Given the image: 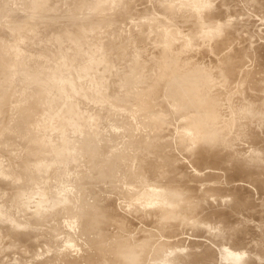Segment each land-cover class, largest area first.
<instances>
[{
    "label": "rangeland",
    "instance_id": "obj_1",
    "mask_svg": "<svg viewBox=\"0 0 264 264\" xmlns=\"http://www.w3.org/2000/svg\"><path fill=\"white\" fill-rule=\"evenodd\" d=\"M167 1H170V0H0V154H1V161H2L3 167H8V166H11L12 163L13 164L15 163L16 164L15 167H19L18 170L21 172L20 173L21 177H19V179L17 181V185L13 188L10 187L8 184L10 181L9 179H7V178L5 179V178L0 176V213H2V215H0V264H59V263L63 264L64 262L70 261V260L72 262V260L76 256L78 258L80 257L78 259V261H79L80 259H82L81 255H83L85 253L86 254L83 256L84 259H86V258L89 259V257L91 258L92 256L96 257V255H95L96 249L92 246L93 242L92 241L89 242V240H91L90 238H93V236H95V232L89 231V232L84 233L83 232L84 229L82 228V223H81L82 221H79L80 219L77 220V218H76L75 223H73L74 222L73 219H75V217L74 218L70 217L71 219L69 217H67L73 222H71L69 219L65 220V219H67L65 217V213H67V211L69 209H74L75 206H77V207H79L78 210L80 212V215H86V212L88 210L90 211V210L95 209V205L99 201L100 202L102 201V203H105L103 201H106L107 199L103 197L104 195H105V197L107 196V198L109 196L112 197V201L114 204L116 203V205L113 206L114 207V209H113L112 208L113 204L110 205L112 203L111 200H107V201H109V202H107V203H109L108 206L110 205L108 207L110 209H108V210H111V211L113 210L117 213L119 211L120 215H121V221L122 220L124 221V222L122 221L123 223H125V220L127 219L126 217H128V221L130 220V217L137 220V221H135L134 219L131 218V220H130L131 223H128V221L126 220V224L128 226L124 225V227H126L127 230H123V231L125 233L127 231V233H126L127 235L125 233L123 235V233H122L123 231L118 232V231H121V229L118 228V227H120V224H116V225H115V223H111L113 225L109 224L110 228H109V225L107 228H109L110 231L115 225L116 228H113V230L118 229V230H116V232H118L120 235L122 233L123 236L128 237V233H129V235H130L129 237H132V238L133 237H135V238L140 237V238H142V240H143V237L144 238L148 237V236H146L147 234L149 235L148 231H151V232L153 231L155 234L156 233L158 234V231H157L158 227L156 228V226H159L158 222H161V221L165 222V220L164 219L160 220V217L159 216H158L159 218L157 217V214L155 213V211H154V213H151L152 210H154V209H152L150 212L146 213V215H149V213H150V215L153 214V217H151L149 215L148 216V217H150L149 219H151V218L152 219L148 220V221L146 220V223H145L144 219H147L148 217L144 216L143 212H141V214H137V213H140V210H138L139 212L136 211L137 212L136 213L137 215H136L135 209H132V210H134V211H132V210L128 209V208H130V207H128V205L124 206V203L127 204V202L125 201L123 203L122 201L126 198H124V197L122 198V193H120L119 190H117V188L116 189L114 188L115 191H117V195H116V193L113 191L114 189L110 186L111 184H114V182H118L117 180H119L120 175H118V174L112 175V173H111V175H112L111 177H113L114 179H109L110 178L109 176H108V178L104 177L107 174L105 171L108 172V168L111 165L118 163V162H122L125 158L131 157V155L138 154L143 159H145L146 161H151V160L155 161L154 158L159 156V157H157V160L159 162L161 160L160 157H162V155H163V157H166V155L170 152V154H171L170 157L172 156V154L174 155V156H172L173 159L175 157H177V160H176V158L174 160L171 159L174 164L177 162L180 164V161H181V164L183 162L185 163V161H187V159H188L187 162L190 163L192 168L196 167L197 169L200 170L201 169L200 165L202 167L204 166L202 164H198L199 168L197 167L198 165L196 163H198V162H196V158L198 160V157H199L198 155H195L196 156V157H194L195 159L193 158L194 153H197V151H198L197 147H195V149L197 148L196 150L194 149L195 152L194 151H192L193 153L191 152L193 156L191 155V153L188 154V152L191 150H187V149H186V151H188V152H184V154L186 153V155L182 154V152L184 151L183 149H185L186 147L180 144V142H179L180 138H178V137H181V135H182L181 132L184 130L182 127H180V124L182 126L184 122L179 123L180 121H184V118L181 117L182 114H180V116H178L179 113L177 111H176V114L177 113L178 114L176 117L177 118L179 117V119H177L175 117V109L173 108L174 109L173 110L171 108L172 104H170V102H167V104L166 103L164 104V105H168V104L171 105V106L169 105L166 107V108H168L167 112L170 110L169 111L170 113L169 112L167 113V117L170 118V116L172 114V117H175V118H173V119L170 118L171 120L167 119V124H169V126L172 129V125L174 124V122L176 123L178 120H179V122H177L175 124V127L178 125L177 128H174V125H173V128L175 129L176 133L173 131L174 129L170 130V128H169V130L171 132L166 130L167 132L163 131V132H165V133H163L161 131L163 133L162 134L160 132V130L157 132H154V131H152V129H149V127H147L146 125L144 126L143 121L146 120L145 117L142 116V114H141V116L139 115L140 113H139L138 109L135 108L136 107L135 104H133V105L128 104L130 106L127 107V105H126L127 102L125 101L126 99H128L129 96L134 94L133 92L135 91V88L138 90L140 89V86L134 88V86L136 84H138L137 82L140 79V76L136 73L137 72V68H136L137 64L141 63L142 61L146 60L149 57H150V59H152L151 55L154 58V56H157V53H158V55L160 53V50H161L160 46H158L159 47L158 48L159 52H158V50L155 49V48H157V45L151 43V41H152L151 38L154 37V35L157 36V34H159L160 30L163 28V27H161V25H162L164 19H166L167 16H169V18L175 17L174 20H172L173 18L167 19V23L168 22L170 23V21L171 22L175 21L173 23V25H171L173 27V26H175L177 21H179V20L183 21L182 17L176 18L177 16H179V15L182 16L185 13H186V15L190 14L189 11H191V9H189L188 12L186 10H185L186 12L184 10H182L181 13L179 11H176V14H171V12H168V15H167L166 14ZM178 1L179 0H176V1L174 0L173 3L174 4L177 3V5H179L178 7H180L184 3V1H186V0H184L183 3L182 2L178 3ZM206 1L209 4V6H207V8H206V5H208L206 3L205 7L203 9L201 8V14H200L201 16L199 17V19H202L204 17L203 19L206 20L208 18H205V17H209L213 14L216 17V15H220L219 13L222 12L220 10H223L226 7L228 8L227 4H229V5L234 4L232 1L229 2V0H228L227 3L225 2L226 5H222L225 3H222V4L219 3V5L221 4L223 7L226 6L224 8H220V7H222L221 5L219 7H217L218 5L215 4V3H218V0H216L217 2L215 0L213 2H209L212 0H206ZM233 1H235V4L238 3L237 0H233ZM245 2L247 3L248 1L247 0L246 1L245 0H239L240 8L238 7V10L243 9L245 6H247ZM250 2H252V3H250ZM250 2H249L250 5L252 4V7H255L254 10H252V14L250 12L251 10H247V9H252L251 6L246 7V10L244 8L245 11H247V12L249 11L248 13H250V15L249 14L245 15L246 12H244L243 10H239L240 13L236 12L238 10L234 9V8L238 5L234 4V6H229L230 8L233 7V8H231L232 11L236 10V11H234V13H231L230 8H228V9H229L231 15L225 14L224 11H223V13H221V14H225V15H221V17L222 16L226 17V19L225 18L222 19L219 16L217 17L218 19L214 17L213 20L217 19L215 21L218 22L219 19H222L219 22L222 23V21H223L224 24L226 22L227 24L229 23V25H231L230 24L231 20L236 19L237 21L239 20V22H241L239 24L235 20V21H233V23L231 22L232 23L231 26L228 25L229 27H225V25H224V27L227 28L226 29L227 31L224 28V30H223L224 34H222L223 38L220 36H216V38L220 37V39H225L226 36H224V35H228L227 38H229L230 35H232V34L235 35V32L237 35V33L239 31L237 29L238 28L240 29L241 25H242L241 26V28H242L243 24H245L244 28L250 24H253V26L255 24H256L255 26H257V24H258L257 28L260 27L259 32L256 31L257 33L255 32L253 34V32H251L250 28L253 31H255V29H254L255 26H254V28H252V25H250V26H248V28L250 27L249 31L247 30V28H245V30L247 31V33L249 35L244 34V37L245 38L247 37V39H248V36H253L254 40H252L253 38L250 39L251 37H249V40H248L249 43L250 42L252 43V41H254V43H252V44H255L257 42V40H258V42L262 41V40L259 41V39H257V38L262 37V35L264 34V33H262L264 30V11H263L264 9L262 10V8H261L262 12L260 14L258 13L259 14L258 15L257 12H258L260 7L257 8L256 7L257 5L254 6L255 2H254V5H253V1H250ZM211 3H214V6H212L213 4H211ZM231 3H233V4H231ZM263 3H264V0H261V1H259L258 5L260 6ZM241 5L242 6L244 5V7L241 8ZM211 7L212 8L217 7L219 9V10H217L216 8L215 9L213 8L214 11L215 10L217 11V14H215L214 11L210 9ZM262 7L264 8V4ZM186 8H189V6H187ZM208 9H210L208 12H210V11H211V13L213 12L212 14H209V16H207L208 13L206 12V10H208ZM228 9H226L227 12H228ZM256 9H258V10H256ZM255 10L257 12H255ZM241 11H243L245 16L249 15V17H250L251 15L253 16L255 14H257L258 16L257 15H256L257 17L253 16V17H255L254 19L251 16L250 20L246 19L249 22L244 21V23H243L242 22L243 17L245 19V16H242L243 14H241L242 13ZM203 12H206L207 14L206 15L203 14L204 15L203 16L202 15ZM254 12H255V14H254ZM177 13H180V14H177ZM238 14H239V16H237V18H236V15H238ZM228 15H230V17H228ZM259 16H261V17H259ZM185 17H186V19H184L185 22L183 21V24L185 23V25L188 26L187 28L191 29L190 31L194 32L195 30H197V28L199 29L198 30L199 33H198V31H197V33L196 32L193 33V35H196V37L194 36L193 38H191V39H194L193 44H195L197 42L195 38L199 39L200 35L198 36V34H201V36L202 35L208 36L207 34L203 33V30L201 29L202 27H200V28L198 27L200 25H197V27H196V24L193 23L194 22L193 18H192V22H191L193 24H191V25L192 26L194 25L195 27L193 26V29H192V26L190 27V24L189 25L187 24V22H188L187 16L183 15V18H185ZM240 17H242V19ZM240 19H241V21H240ZM180 21L177 24V25H180V27H178L177 25H176L177 27L175 26L176 27L175 29H178L177 30L178 32L184 31L183 27L185 26L182 23L180 24ZM200 21H202V20H200ZM206 21H205V23H206ZM234 22H237V23H234ZM188 23H190V22H188ZM203 23L204 22L202 21V24ZM205 23L203 25H205ZM170 24H172V23H170ZM234 24H236L237 27H235ZM186 26H185V29H186ZM232 26H234V28H236V30L233 29ZM204 27H206V25ZM180 28H182L183 30H181ZM228 28L235 30V32H233L231 29L228 30ZM187 30L184 31V35L182 32L179 33V35H178V32H177L176 40L178 41L182 37L184 39L185 33L189 31V30L188 31ZM200 31H201V33H200ZM228 31H229L230 35L228 34ZM231 31L233 32L232 34H231ZM223 32H221V33H223ZM225 32H227V33H225ZM242 32H244V30L243 31L241 30V32L239 31L240 34L238 33V35H241ZM189 33L190 32H188L187 34H189ZM244 33H246V32H244ZM65 34H70V35L85 34L84 37H85L86 43L82 45V48L84 49L82 54H80L78 56H74V57L73 56L72 57L66 56V55H70V54H66V53L71 52L72 48H70L69 41L66 40L67 38H66ZM180 34L183 36L179 37ZM260 34H262V35H260ZM234 35H232V37L229 38L231 43L228 44L229 43L228 42L226 44L227 48H228V45H231L230 49H232V48L236 49V47L240 49L243 46L244 47L247 46V49L250 50L251 53L249 51L248 52L250 54H252V52H254L255 49L258 50L259 48H262L264 46V41H262L260 44H258V42H257L258 45H256V44L253 45V48H251L252 45H250V47H248L249 43H246L247 40H244L245 38L243 39L242 37H241V39L240 38H238V39L240 41H243V42L245 41V43H244V45L243 44L238 45V42H240V41L239 40L236 41L235 39L239 36L237 35V37H236ZM209 36L206 37L208 39L202 38L203 40H201V38H200L199 39V40H201L200 43L203 44V42H204L205 43L204 45H206V42L207 41L209 42V40H210ZM233 36L236 38L234 39ZM60 38H62V40H60ZM216 38L213 37V39L210 40V42L212 41V43H213V40L217 41ZM262 38H264V37H262ZM183 39H181L182 41L179 40V41H181L180 45L182 44V42L184 43L186 40H189L190 38H188V36L186 35V38L184 41H183ZM177 41L174 40V43L175 42L178 43ZM194 41H196V42H194ZM215 41H214V43H215ZM233 42H235V43L237 42L236 44L239 47L232 45ZM243 42H240V43H243ZM214 43H213V45L211 43H208V46H206L207 48L203 47L204 45H202V44H200V45L195 44V45H197V49H198V47H202V50L205 48L208 49L209 45H212L213 47L212 46L211 47L213 49L218 48V47H216L217 45H215ZM191 44H192V42H191ZM193 44H192V46L194 47L193 49L187 48V50L184 51L185 55H183V56L185 58H187L189 56L188 58L193 60L190 57V55L193 54L196 50L195 49L196 46H194ZM245 44H248V45H245ZM261 44H262V47H261ZM180 45H177V46L179 47ZM214 45L216 48L214 47ZM153 46H154V48H152ZM177 46L175 48H177ZM192 46L190 45L191 48H192ZM257 46L259 48H256ZM222 47H221V50H219V49H216L215 51L212 50L213 53L217 54L218 53V52L216 53L217 50L222 52L224 50ZM227 48H225V50H227ZM131 49L133 50L132 53H131ZM151 49H154L156 51V54H155V51L151 50ZM188 50H189V52H188ZM200 50L201 49H199V51L196 50V53L197 52L201 53L202 50L201 51ZM225 50H224V52H226ZM228 50H229V48H228ZM228 50H227V53H225L226 55L225 56L221 55V57L226 58V57L232 55L233 53H236L237 49L235 51H233V50L229 51L231 54H229ZM205 51H206L207 56H209V58L207 56L203 58V56L205 55L204 52L201 53V55H199L201 58L198 56V53L196 56H195V54H196L195 53L194 56H192V57H196L195 59H197V61L207 59L206 60L207 62L204 61L205 64L202 61L203 65H206V64L210 65L212 62H213L212 65L213 64L215 65L216 62H214L213 60L218 61L217 59L220 58L219 57L220 54H217L216 56H218V57H216V59H215L214 58L215 56L211 52V49L209 52L207 50H205ZM207 52L210 54L212 53V55H210V54L208 55ZM224 52H222V53H224ZM248 52H247V55H248ZM260 52L255 51V53L252 54L253 55V57H251L252 59H249L250 58L249 55L248 56L246 55L245 61L250 60L247 62L248 63L247 66L249 65V63L252 62L250 64V67L254 65L253 67L249 68V66L247 67L246 64H245L246 67L245 66L243 67V65H239V67H241V66L242 67L237 69L236 71H238L239 73L241 71V73H243V77H247L246 75H244L246 73V70H252V68H254L253 70H256L257 69L256 67L259 68L261 63L264 61V60H262V62L260 61L261 57L264 58V56H261V55H263L264 51L262 54ZM186 53L190 54V55H186ZM256 53H260L259 55L261 57L256 55L258 60L261 63H259L258 60H256V61L260 65L255 64L256 62L253 59V58L256 59V56L254 55ZM202 54H204V55L202 56ZM210 56L213 58L212 61H211L212 58ZM197 57H199V59ZM247 57H249V58L247 59ZM208 59L210 60V62H208L209 61ZM146 61H148V59ZM242 61H244V59ZM219 62H217V63H219ZM262 64H264V62ZM91 65H94L93 73L90 76H87L85 74V70L88 69V67H90ZM256 65H258V66H256ZM243 68H246V69H243ZM38 69H39V71H38ZM260 69L262 71H260ZM263 70H264V65H262V67L259 68L258 76H256V72H254L255 78H257V77L261 78L262 73H264ZM238 72H235V76H238V80H239V77H241L242 75H241V73L238 75ZM252 77H254V76L252 75ZM234 78L236 79V77L233 76V78L231 80V82L232 81L235 82V83L233 82L234 84L229 82L230 84H233L232 85L233 87H231L230 84H229L230 86H227L228 84L224 86L225 88L228 87L229 88L228 92L232 93V94L234 93L233 94L234 96H236L237 93L239 95V92L241 91L239 98L233 96V99L236 98L237 100L239 99V101H240V100H242L241 98H243L241 96H244L246 94L243 98V101L245 100L246 102H248L246 99L249 98V100H251V96H252V98H254V99H252V101H254V103L258 104L257 99L261 100L259 97H260L261 93H263L264 91L262 89L256 90L255 86L254 87L252 86L253 89H252V87L251 88L248 87V85L249 86L254 85V84H252L253 82L251 83L252 80L249 76L246 78V80L244 82L246 84L243 83V80L241 83L242 78H240L239 82H237ZM248 78H250V79H248ZM262 78H263V82H264V76H262ZM261 82H262V79H261ZM263 82H262V84H263ZM238 83L239 84L241 83L236 88V89L239 88V90H238L239 92L235 89H232V91L235 90V92L234 91L232 92L230 90V87L234 88V87H236V84H238ZM242 84H243V86H242ZM244 86L248 87L247 88L248 92H251L250 89H252L254 91H252L250 94L246 91L247 89L244 90V88H245ZM87 87H89V89L91 88V92H89V94H86V92L88 91ZM219 87L221 88L222 86L219 85ZM240 87H242V88L240 89ZM222 90L224 91V88ZM223 91H221V93H219V94H224V95H222L223 97L221 96V98L225 100L224 97H225V94L227 93V91H225L226 93ZM244 91H245V94H244ZM252 93L254 95L257 94L255 97L258 96V98L253 97L254 95ZM258 93H260V95ZM163 94H164V92L162 91L160 96ZM58 97H60L61 99H59ZM219 97H220V95H219ZM262 97H263V95H262ZM55 98L59 99V100H54ZM163 98H164V96L158 97L156 103L159 104V102H162V100L160 101V99H163ZM236 99H235V101H236ZM256 100H257V102H255ZM252 101H250V102H252ZM259 103H260V101H259ZM158 104H156V105H158ZM162 104H163V102H162ZM72 107L74 108V110H71ZM135 110L137 111V113ZM172 110L174 112H172ZM142 118H144V120ZM180 118H183V119L180 120ZM174 119L175 120L177 119V121H175ZM253 120H254V122L251 121V123L257 122L258 124L256 123V125L253 126V124L251 125V123H250L249 126L252 127L251 131L253 133L254 130L257 131V129H255V128L260 129L261 127H263V128H261L262 132L258 131V132H260V136H261L264 133V130H263L264 129V123L261 122V124H263V125L258 127L260 122H258V120H256L255 118ZM170 122H171V125H170ZM164 126H166V127H164ZM164 126H163L164 128H162L164 130L169 127V126L167 127V125H164ZM180 128H181V131H179ZM148 130H149V132L151 131L150 134L148 132L147 133L145 132ZM168 132L171 135L172 134L173 135L175 134V135L169 136L170 134ZM258 132L257 133L255 132V134L250 133L251 135L249 134L252 137L254 135V137L252 139H251V137L250 138L248 137L249 135L244 136V138L240 137L243 140L239 139L238 137H235V134L233 135V133H232L231 134V135H233L232 137L226 136L225 141H227V142H225V143L222 142V144L220 142V144L221 145L226 144L225 145V147H226L227 145H230V144L235 145V143L232 142L233 140H235V141L237 140L236 142H238V140H239V142L236 143V145H237L240 143V140H241L243 143L241 142L242 145L240 143V146L237 145L239 148L236 146H234L236 148L231 146V147H233V149L232 148L230 149V146H227V148H225L226 150H223L224 145L221 146L222 148H220V145H218L221 151L214 152L216 150H219V148H217L218 146L216 145L217 149L213 150V152H211L212 150L207 152L209 154H205V155H207V159H208L209 156H211V154H213V153L214 154L217 153L218 155H220L224 151L222 156H225L224 154L226 153V151L236 153V152H234V149L235 150L237 148L241 149L242 148L241 146H245V148H247L248 145L252 146V142H254L253 147L257 146L255 149L253 147H252L253 149H251L250 146H249V149L247 148L248 151L250 149L252 151L256 150L255 155H256L257 159L255 158L254 160H253L254 156H253V158H251L252 157L251 154L254 155V151L251 152V150H250L249 152L251 154L248 155V151H246L245 149H244V151L240 152V153H242V155L244 154L243 157L238 152L237 153L240 154L239 157H237V155H236L237 153L233 154L235 156H233L230 153L231 156H233V158L232 157L227 158L226 157L227 155L225 156L226 158L222 157V159H220L221 163L219 165L217 164L218 166H222V168L218 167L217 165H215V166H217V168H214L215 166L211 165L206 160V162H208V163H206V164L204 163V164L205 165L209 164L210 167L214 166L213 168L215 169V172H214V170H210L212 168H210V167H209L210 169L208 168L209 165L206 166L208 169L205 167H203V169H205L207 171L210 170V173H213L215 175L210 174L209 171L208 172L205 171V172H207V175H206V173L203 171V169L200 171L198 170L199 173L197 171L194 172L195 169L192 170L191 166H186L187 162L185 163V165L182 164L183 169L178 163L176 164L177 166L175 165L177 169H179V168L181 169V170H177L178 172L175 171V167H174V165H172L173 163H170L171 161L169 162L170 164L168 163L167 166H170V167L173 166L172 168H174V169L167 167L166 165L162 166L164 164H162L161 161L159 162L160 165L162 164L161 165L162 167L161 166H159V167L160 168L164 167L162 169V171L164 170L163 174H164V172H166L167 168H169V170H171V171L167 170L169 173L166 172V174H164L165 176H168L167 181L173 180L174 179L173 177L177 176L178 174H184V175L186 174L187 175L190 172L196 173L197 176H198V174H200L201 179H202L201 181H199L200 183L197 184L198 180L200 179V176L198 177V179L196 178L197 179L196 180L193 177H197V176L193 173H190V174L193 175L192 178L194 180L191 178L192 175L190 177H188L190 174L187 176H184V175H178L177 176L179 178H181L182 176H184V178H186V177L189 178V179L186 178L189 183L192 180H193L192 182L197 181V182H194V184H192V182H191V184H189V186H192L191 187L192 189L189 186H187V187L189 189H191V191L196 190L198 187L197 190H200V191H197L198 193L194 191L193 194H191V192L188 191V188L185 189L186 186L183 187L185 190L184 189H183L184 191L182 190L183 192L180 194V195H182V197L180 196L181 198H184V200H185L186 197H184V195L189 193V192H190L189 194L192 197H194V196H197V197H194V198H196V200H193L194 201L193 202L191 199L192 197L190 198L189 197L190 195L187 194V199L185 200L186 203L182 202L184 200L180 199L181 202L179 204L184 203V206L179 205V208L181 206V210L179 208H178V210H177V208H175V209L178 211V213L181 212L180 215L182 218L178 217V216H180V215H178V213L176 214V217H178V219L179 218L183 219V221H185V220L191 221L193 216H195L194 220H196L197 217L200 215V213H203L205 211L203 214H201L198 217V219L196 221H194V220L191 221V224H192V222H193L192 225H195L194 222L206 223L207 221L209 222V220L211 222V224H208V227L206 226L208 222L206 224H202V225H204V227L203 226L201 227L198 224H196L197 226H199V230H198V227L196 225H195L196 228H195V226L192 227V225H189L190 224L189 222H188L189 223L188 227L182 228L183 221L181 219L177 220L176 217H175V220L173 221L174 217L172 215H171V217H173V219L170 220L171 217L169 215L168 217H170L169 220L171 222L167 219V221L165 223H163V222H161V223L164 225V227L167 226L166 224H168V227L172 226L171 228L169 227L167 229L165 227L166 228L165 229L162 226V224L160 223L162 227H159V228L160 229L163 228V233H164V230L165 231L169 230L171 233H169V231L164 233V236H165V234L169 235V237L167 239L166 238L167 236H165V238L163 235L160 236V234H163V233L161 232L162 230L159 229V231H160L159 236L161 238L163 237L165 239V241H166V239L169 241V238H171V239L173 238L171 240L172 243L170 241L169 242L170 245L168 246V241H167L166 242L167 245H166L164 243V239L163 238H162L163 240L160 239V237L157 234H156L157 236H155L154 233H152V235H154L153 237L155 239V242H154V239H153L151 234L149 236L152 237L153 241L152 240H150V241H151L152 245H153V242L155 244L157 243V245L160 244L159 242H163L162 244L166 245L164 247L168 246L170 249H173L174 251H175V249L181 250V251H177L176 253L171 250L173 253L176 254L175 256H177V258H178V259L173 258L174 259V261H173V259L170 260V258L174 254L171 253L170 249L168 250V248H164V250L166 249L167 251H170V254H168V252H166V253L168 254L167 257H170L169 259L168 258L167 259L172 261L171 263L176 262V260H178L177 261L178 263L176 262L175 264H179L180 262H183L182 260L185 261L187 259L186 261L187 262L189 261V262L186 263V261H185V263L184 262L183 263L189 264L192 259L193 260L195 259V257H196L195 253H197L198 251L203 250V249L205 251H208L212 248L213 249L216 248L217 246L220 247L223 244L222 242L228 236H230L231 235L230 233H232V232H233L232 233L233 236L232 237L230 236L225 240L226 244L224 246L222 245L223 248L220 247L222 250H220V252H219V249L216 248L215 249L216 252L218 251L219 254H222L221 251H223L225 249L224 247L226 245H227V248L229 247V249L230 250L232 249L233 251H235L234 249L239 245H240V247L243 246V248H244L245 247L244 245H246V242L248 240L247 238H249V237H247L248 235L245 236L244 233L246 234L247 232H251V233H249V236L254 235V234H256V235H254L253 237L251 236V238H249L250 240H248L250 243L249 242L247 243L249 246L246 245V249H247V247L249 248V249H247V250H249L247 252V254L250 253L251 251H253V249L255 248L254 246H256L258 244L261 245L259 243V242H261L263 244L261 245V249H259L260 253L257 252L258 250H255L254 254L259 253L260 256L258 254H255V255L259 256V260H260V258H261V260H264V257H262V255L264 256V254H262V252L264 253V250H262V246H264V207H263L264 195L263 194L261 195L260 193L257 192L258 190L260 192V189H262V190L264 189V187L261 185V182H262L261 180L264 179V176H262V175H264V174H262V171L264 170V167H263L264 165L261 166L263 168L258 167L259 169L261 168L260 169V173L262 174L261 176L259 175L260 173L257 171L258 168H256L257 169L256 171L254 170V168H255L254 165L258 164L260 166L262 164V163H260L261 161H259V163H260L259 164L258 160L259 159L262 160V158L264 156V154H259L260 151H263V153H264V149H263L264 147H262L264 145H259L260 143H262L261 141H264L261 139H264V138H262V137L260 138V136L258 135V138L260 139L258 141L257 135H256V134H258ZM151 133L152 134L158 133L160 135L159 136L157 134L158 139L160 138L159 140L156 138L158 140V142L163 143L166 141L167 145H168L169 141H171L170 143H172V142L174 143L176 141V138H178L179 141L178 140L177 141L179 143L177 142L178 144L177 143L176 144L174 143V144L179 149H180V147L182 148V146H183V149H180V151L177 152L179 149L175 148V146L172 143V144H169V146L173 145L174 147L171 146L172 148H170V149L168 148L169 146L165 145L168 148L167 149L168 151H167L165 146H163L164 145V143H163V145L161 144L163 147H161V150L159 151V153L161 152L160 153L161 155H159V154L157 155V152H153L151 150V148L136 142L143 135H144V138L145 137L146 138H150V137L152 138L154 135H151ZM177 133H179V136H177ZM146 134H147V136H146ZM148 134L150 136H148ZM165 134L169 137L167 138V136H165ZM162 135H163V139H161ZM255 136H256L258 144H256L257 142H255L256 141ZM262 136L264 137V134ZM233 137H235V139H233ZM246 137L251 140V144H250L249 139L247 140ZM164 138H166L167 140H165ZM171 138H174V140ZM227 138H228V140H227ZM244 139H246L245 141H249L248 145H247V142L244 144ZM253 139H254V141H253ZM163 140H165V141H163ZM229 140L231 141L230 144H229ZM50 143H52L53 146H51ZM216 144H219V143H216ZM262 144H264V142ZM259 146H260V148H258ZM12 148H16L17 150L21 151L22 156L20 157V159H19V157H18V159L12 158V156H13L11 154ZM164 148H165V150H164ZM257 148H258V150H257ZM172 150H173V152H176L177 156H176V154L172 153ZM92 151H94V152H92ZM163 151L165 152V154ZM237 151H241V150H237ZM245 151L247 154L244 153ZM162 152H163V154H162ZM256 153H258V154H256ZM178 154H179V156L182 155L181 157H183V158L178 159ZM187 155H189V156H187ZM190 155L192 156L193 159H190V157H191ZM205 155H204V157H205ZM213 155H212V158H213ZM245 155H247L249 157V158L245 157L246 160L248 161V162L246 161V163L251 165L252 171L256 173V175H255L256 177L254 175H252L255 178H253L250 175L253 179L250 176H248V175L247 176L249 177V179L250 178L252 180L256 179V181H258V182H259V179L261 177H263L260 179L259 183L258 182L254 183L255 181H251V179L247 180L248 179L247 176H246V180L243 181L244 180V179L242 180L243 177L238 176V172H237V174L235 173V171H237L236 169H238L239 167L238 168L235 167V169H234V166H231L229 168L227 167L229 169L228 170L226 168V166L227 165L230 166V165L224 164L226 162L225 159H228L227 161H229L231 159L230 160L231 162L229 161V163H231V165H232L233 161H236V164L238 165L239 164V163H237L238 161L234 160V159H236V157H237V159L243 158L242 161L244 162V160H245L244 156ZM257 155H261L260 158ZM69 157H71L70 160H68ZM168 157H169V154H168ZM184 157L185 158L187 157V158L185 161H182V159L183 160L185 159ZM214 157L217 158V155H215ZM218 158H221V155ZM218 158L216 160H218ZM223 158H224L225 162L222 161ZM189 159H190V162H189ZM251 159L253 162H255V161H257V162L254 164H253V162L252 163L249 162V161H251ZM191 160L195 164L194 163L192 164ZM203 160L205 161V159H203ZM262 161H264V160H262ZM221 164H224V165H221ZM236 164H235V162L233 163V165H236ZM54 165H57V166L54 167ZM178 165H179V167H178ZM195 165H197V166H195ZM244 165H245V167L248 166L244 163L243 167H244ZM30 167L34 168L33 173H32V170L29 172ZM184 167L186 168L185 170H184ZM187 167L190 168L189 170H191V171H188ZM251 167L248 168L250 171H251ZM216 169L221 170L223 175L227 170H228V172L230 171L229 175L227 173V176H229V177H231L230 173H232V171H234L233 173H235L234 174L235 178H234L233 173H232L231 180H229L230 178L227 179V176H225L226 174L224 175L225 176L224 177L221 172H220V175H218V173L216 172ZM223 169H227V170L224 172ZM230 169H232V171ZM240 169H242V166ZM186 170H187V172L185 173L184 171H186ZM172 171H174V173L177 172L178 174L173 173V176H171L172 174H170V172H172ZM179 171H180V173H179ZM201 171H202L203 175H201ZM211 171H213V172H211ZM51 172H52V174L50 175ZM182 172H184V173H182ZM257 172H258V174H257ZM204 173H205L206 177L204 176ZM251 174H253V173H251ZM208 175H210V176H208ZM211 175L214 177L220 176L221 178L219 177V179H221V180H218L219 183L222 182V179L224 177L223 182L225 180L226 181H232V183L230 182V184H233L234 186L232 185V187H231V185L229 186V184H225L227 182L224 183L225 185L222 183L224 186L222 184L217 185L218 181H215L214 177L212 178ZM257 175H259V178L257 177ZM207 176H208V179H207ZM177 177H175V178H177ZM203 177H205V178H203ZM209 177H211V178H209ZM237 177H238V180H236ZM239 177H242V178H239ZM86 178H89L90 182L89 183L86 182L85 185L81 184L82 181H84ZM190 179H192V180L190 181ZM239 179H241V180H239ZM176 180H177V183H176ZM181 180H183L182 182H185V183L182 184V182L180 180H178V178L173 180V181H174V184L175 183L177 184L176 186H179V187L181 186V189H182L183 185H187V181H185L182 178H181ZM204 180H206V181L213 180L212 181L213 184L216 182V184H214V185H217L218 188L217 187L216 188H217V190L218 189L219 190L218 191L216 190V188L214 187V185L212 184L211 181H210L211 183L208 184L207 182H204ZM45 181H48V183H45ZM111 181L113 183H110ZM173 181H171V182H173ZM178 181L181 183H178ZM247 181H248L249 185L244 184ZM107 182L110 184L109 186H108ZM233 182H238L237 183V185L239 187L238 189H237L236 183H233ZM241 182H243V183H241ZM105 184L108 186V188L111 187L113 189L112 190L110 188V190L115 195H113L111 191L109 193V189L106 190L107 186ZM178 184H181V185H178ZM206 184L207 185H210V184L213 185L212 187L214 188V190H213V188L212 189L210 188L211 186H206ZM241 184L244 186H242ZM255 184H258V185H256V187H255ZM193 185H195L196 188L195 187L193 188ZM197 185H199L200 187ZM201 185H202V187H201ZM259 185H261V187ZM203 186H205V187H203ZM225 186H228V187H225ZM245 186H248L246 188H248L251 191V193L248 189L245 188ZM249 186H250V188H249ZM224 187H225V191L228 192V195L231 194L230 197L232 195H235V196H232L234 201H232V198H230V197H229V199H227L228 196L220 197V198L224 199V200L226 199L225 201L227 203L229 202V200L232 201V202H229L230 204L228 207H230L231 203L233 204V206H234V204L237 205L238 207L235 206L237 209L235 207H233L232 205H231V207L235 208L236 210L239 209L241 211V212L237 211V213H240L241 217L243 216L242 219H245V218H247L246 216L250 215V216H248V219H250V220L246 219L247 221L246 220L242 221L240 216H239L240 214H237L238 217L240 218V220L243 222L242 223L238 219V217L236 216V213H235L236 210L234 211V209L232 208L233 210L230 209V211H229V208H227V206H224L225 205L224 201L222 202V204H220L221 200L216 195H219V196L220 195H223V196L227 195L226 193H224L225 192ZM230 187L232 189L236 187L235 191H233L234 189L232 191H230L231 190ZM240 187H243L242 190ZM257 187H260V188L257 189ZM125 188H128V187H126V185L124 184V189ZM204 188H205V192H204ZM220 188H221V190H220ZM227 188H230V189H227ZM251 188H252V190H251ZM210 189L212 191H214L215 193L212 192ZM239 189L241 191H239ZM253 189H255V190L253 191ZM101 190H103V192H106L107 195H106V193H104V195H103V193L101 194V192H102ZM206 190H210V191H208L210 193H207ZM222 190H223L224 194L221 193ZM243 190L245 191V193L247 192L246 193L247 196L252 194V192H254L255 195L252 194L251 196H253V198L250 196L251 200H250V198L247 200V198H248L247 196H245V197L242 196L245 194V193H243L244 192ZM42 191H45V193H46L45 197H43L41 195ZM248 191H249V194H248ZM118 192H119V194H118ZM201 192H202V194H203V192L207 193L209 196L206 194H204V196L202 194L196 195V194H200ZM216 192H218V193H216ZM233 192H237V194L233 193ZM238 192L239 193L242 192L241 193L242 195L240 194L241 199L247 200L246 202L241 200L242 203L244 202L243 204L239 203L240 197L237 196V195H239ZM262 192L264 193V191H261V193ZM194 193H195V195H194ZM23 195H27L29 197V199L25 203H22V198L19 201V197L20 196L22 197ZM101 195H103L102 199L104 198L105 200L104 199L100 200ZM119 195H120V198L122 201L120 199L118 200ZM115 196L117 197V199ZM206 196H208L207 198H209L208 199L209 203H207V201H205V200H207ZM210 196H211V198H213V200H212L213 202H211V204L212 203L213 204L210 206L211 207L210 211L213 213L215 212L214 214L219 213V214H217V216H219L221 218V221H219L220 220L219 217H217V216L215 217V215L213 217L212 216L213 213H211L209 211V209H210L209 205H210V200H211ZM113 197H115L114 198L115 201L113 200ZM200 197H203V198H200ZM216 197L220 200V201L218 200L219 203H218V201H217V203H215L216 200L214 201V199ZM197 198H200V199L197 200ZM201 199H203V201ZM255 199H257V200H255ZM42 200H44L46 203L53 201L56 203V206L47 207L44 205L45 203ZM37 201H39V202L42 201L41 205L43 206V209H42V207H41V209L37 208ZM191 201L193 202L194 206L198 205L197 204L198 202L199 203H201V202L205 203L206 202L205 203L206 205L203 204V206H204L203 207L201 205L202 204L201 203L200 205H198L199 208H197V207L192 208V207H189V205L192 206V203H190ZM195 201L197 203H195ZM251 201H254V202L256 201L258 206L263 204L262 206H260L263 208L258 207L256 205V203L254 204V202H251ZM187 202H189L190 204L187 205ZM236 202L238 204H236ZM250 202L253 204H251ZM259 202L262 204H258ZM247 203L249 204V206H247ZM73 204H75V206ZM119 204H120V206L122 205L124 207V209L121 208L120 206L117 207ZM185 204L188 207H186ZM244 204L247 207H249V209L247 207H244L245 206ZM207 205H208V208H207L208 210L205 207ZM217 205H221V207L222 208L224 207V208L222 209L221 207L220 208L218 207L219 209L217 208L218 210L216 212V210L213 207H215ZM253 205H256L255 208ZM250 206H252V207H250ZM183 207L187 208L189 212L187 211V209H184ZM202 207L206 210L202 209ZM225 207H226V209H228V211L225 210ZM243 207L246 208V210L241 209ZM256 207L258 208V210ZM120 208H121V210H124V211H121ZM189 208H191V209H189ZM259 208L261 210H259ZM193 209L194 210L197 209L200 213L197 210L194 213ZM251 209H254V210L256 209L258 211V212L256 210L251 211V212H254V217H251V215H253L250 213ZM76 210L77 209H75L74 211H76ZM125 210H128V211H126L127 213H129V212L130 213L133 212V213L125 215V213H126ZM182 210H184V212ZM220 210H224V211L222 212ZM242 210H244V212L246 211L247 213H250V214H248V215L245 214L246 216H244L243 215L244 213L242 212ZM190 211H192L194 213V214H191V216L189 213H192V212H190ZM122 212H123V214H122ZM220 212H222V213L220 214ZM142 213H143V215H142ZM196 213H197V216H196ZM205 213H207V214H205ZM226 213H228V215L232 217L231 220L229 219V222L233 223V222H236L238 220H239V222H241V224H236L237 226L234 225V226H236V229L234 228V226H232L235 223L230 224L228 222L229 225H231L235 230L233 228H231V226H229V225H228L229 227L227 228V225L225 223L228 221V217H223V216L227 215ZM133 214H135V215H133ZM183 214L186 215V217H188V219L187 218L185 219V217L183 218V216H184ZM208 214H209V216H206ZM123 215H124V217H123ZM154 215H155V217H154ZM221 215H223V216H221ZM233 215H235V218ZM139 216H142L140 218L142 219L143 222L141 221ZM143 216H144V218H143ZM205 216H206V219H208V220H206V222L204 220ZM64 217H65V219H64ZM122 217L124 219H122ZM137 217L139 219H137ZM156 217L160 221L157 219V222H156V219H154V221L156 223H158L155 225V227H154L155 231H154V229L152 228L153 229L152 230L151 227H153L152 224H154V222L152 220H153V218H156ZM189 217L190 218L192 217V218L189 219ZM200 217H201V220L199 219ZM208 217H211V219H209ZM236 217L238 220H235ZM212 218H215V219L217 218L216 220L218 222L214 221L215 219L212 220ZM222 219L227 220V221H225V223H224L222 221ZM176 220L182 222V224H179V222L177 223ZM134 221L135 222L139 221V222L136 224ZM149 221H151V223ZM168 221H169V223H168ZM76 222H78L77 225H76ZM213 222H215L216 225H217V223L219 224V222H221L220 225L222 224V222L224 224H222L223 226H221L219 229V228H217L216 225H213L214 224ZM239 222H236V223H239ZM244 222H245L246 226L242 225V224H244ZM132 223L135 224L136 230H134L135 226L132 225ZM139 223H141V224H139ZM142 223L146 224L145 231H143L144 229L142 230V228H145V227H143L145 225H142ZM174 223H175V225H174ZM176 223H177V225L179 224V226H181V227L176 226ZM66 225H67V227H66ZM137 225H139V226L137 227ZM147 225L148 226L151 225L149 229H148ZM185 225H187V224L184 223V226ZM212 225H213V227H211ZM255 225H257L255 230H254V228L249 229V227H253ZM70 226H72V227H70ZM111 226H112V228H111ZM215 226L218 230H222V227H224L223 230L226 228L227 231L230 232L229 229H231L232 232L227 233L226 229L224 231L222 230V232L220 231L222 233L221 236L226 235L223 232L227 233L228 236L226 235L227 237L226 236L223 237L224 238L223 241L221 240L222 239L221 237H219L218 241L214 240L216 238L218 239V236H219L218 235L219 231L214 228ZM247 226H249V227H247ZM174 227L175 228L178 227L177 229H175V233H177V234L174 233V229H173ZM191 227H192V229H191ZM179 228L182 229L179 231H182V233L184 232L185 235H183L182 233L177 231ZM205 228H209V229L211 228V231H209L210 234L214 233L215 236L217 235V237H215L213 234L214 239L212 240L211 237H213V236L208 234L207 233L208 229H205ZM109 229H106V232H108ZM140 229L142 230L143 233L140 232L141 231ZM147 229H148V231H147ZM184 229H186V230H184ZM238 229L241 231L242 234L239 233L240 231ZM242 229H245L247 232L244 230L245 232L243 231L244 232L243 233ZM113 230H112V234H111V232H109L110 234L107 233L108 235H112V236H110L111 239L114 238L113 236H115L117 234V233L113 234L115 232V231L113 232ZM128 230H129V232H128ZM172 230H173V232H172ZM195 230H196V232H195ZM203 230H206L207 232L204 233ZM236 230L239 232L234 233V231H236ZM249 230L256 231L257 233L256 232L253 233L252 231H249ZM134 231H136V235L140 233V236L139 237H138V235L132 236L131 232H133V235H135ZM137 231H139V233ZM190 231L192 233L193 232L194 233L191 234ZM199 231H201V233ZM215 231L218 233L216 234ZM91 233L92 234L94 233V235L92 236ZM188 233H189V235H188ZM202 233H204V234H202ZM143 234H145V235H143ZM174 234L177 235L178 237L181 236L180 237L181 239L178 240V237L176 239L173 236ZM186 234L188 235V238H187ZM198 234H199V236H198ZM235 234H237V237H238V235L240 237L237 238ZM193 235H194V237H193ZM203 235H206V236L209 235L211 237L208 238L209 237L208 236L207 238H205V237H202ZM189 236H191V237H189ZM196 236H198L197 239L200 240L201 242H203V244H201L200 241L197 243L198 244L200 243L199 245H201V246L205 244L204 245L205 247L202 246V248H198L197 246H195L196 245L195 243L197 241L196 239H195V241H193L194 243H192L193 238H196ZM241 236L244 237L243 240H241L242 239ZM151 237H148V238L151 239ZM140 238H139V240H137V239L135 240L134 238L131 240L132 241L135 240V241L139 242ZM185 238H186V240H184L185 242L182 243L181 240L185 239ZM229 238H231L230 241H232L230 243H236V244H232L233 246L236 245L235 248L232 245H230L229 240H228ZM232 238H234L235 240L233 241ZM158 239H160L159 242H158ZM175 239L178 241H176ZM189 239L191 241L190 243H189ZM238 239L241 240V244L240 243L238 244V242L240 241ZM227 240H228V242H227ZM236 240H237V242H236ZM244 240H245V243L243 242L244 244H242V241H244ZM215 241H217V242L222 241V242H220L221 244L220 243L217 244V242L215 243ZM225 241H224V243H225ZM174 242L175 243L177 242V244H175ZM257 242H258V244H257ZM173 243H174V245H173ZM178 243H180V244L182 243L183 246L181 247V245H182L181 244L179 246V248H177L179 245ZM214 243L217 244V246H215ZM228 243H229V245H228ZM254 243H255V245H253V248H250L252 246V244H254ZM151 244L149 245L150 246L149 250L151 247L155 246V244L153 246ZM190 244L191 245L194 244L193 245L194 246L193 251L197 249L196 250L197 252L194 251L195 253L192 254V252H193L192 249L189 250L188 248H186V251H185V248H183V247H185L184 245H187V247H190L191 246ZM206 244L211 246V247L210 248L207 247ZM250 244H251V246H250ZM87 245H90V247L91 248L93 247L95 250L91 249V248L89 249V247ZM171 245L173 248L170 247ZM85 246H86V248H85ZM230 246H232V247L230 248ZM174 247H176V248L174 249ZM206 247L208 250H206ZM146 248H148V247H146ZM191 248H193V247H191ZM258 248H260V247H258ZM87 249L89 251H94V252H88ZM182 249L184 250L185 254L184 253L179 254V252H183ZM198 249H200V250H198ZM237 249H238V247L236 248V250ZM241 249L242 248H239L238 251H241ZM246 249L242 250V251L246 252ZM215 250H212V251L215 253ZM81 251H84V253L81 254ZM150 251H148L146 249L144 254L147 252V255H144V257L146 256L147 261L145 260V258H144V260H145V262H148V264H149V262L150 263L152 262V264H153L154 261L149 260V258L153 257L151 255V253H149ZM210 251H208L209 253H205V254L202 253V255H206L207 258H205V257L201 256V254H199L201 251L198 252L200 257L197 255L198 256V257H196L197 260L195 259L196 261L194 260V262L191 261L192 264L193 263H197V264L200 263L201 264V262H198L201 257L205 258L204 259L205 264L206 263L207 264H211V263L217 264V262H218L217 260H225L224 261L225 263L223 261H221L222 263H220V264H228L229 261H231V262H229V264H235L236 263V262L233 263L234 260L229 259V258L228 259L227 258L221 259L222 257L225 256V254H224V256L221 255L222 256L221 257L220 255L219 256L217 255L218 253H215V255L218 256L220 259L217 257H214V256H212V255H214V253L212 251H211L212 253H210ZM238 251H236V252H238ZM186 252H189V253L191 252V254L186 253ZM79 253H80V255H78ZM177 253H178V255H180V257L177 255ZM91 254H93V255L91 256ZM163 254H165V251ZM208 254H209V256H208ZM244 254L245 253H241L242 258L246 257V260L249 261V263H248L247 261H245V259H244V261H243V259H241V261H243L244 264H250V263L256 264L259 262V260H257L258 262H256V259H258L256 256H255L256 258H253V257L250 258V255H254V254L250 253V255L248 254L249 256H245L246 254L245 255ZM86 255L87 256L89 255V256L87 257ZM148 255H149V258H148ZM187 255L188 256L191 255L192 257L191 256L188 257ZM67 256L69 259L71 257L72 258L74 257V258L67 260L68 259ZM193 256H195V257L193 258ZM208 257H211L212 261L209 260L210 258H208ZM247 257H248V259H247ZM181 258H182V260H180ZM215 258H217V259H215ZM75 259H77V258H75ZM84 259H82V261L80 260L81 262L79 261L80 264H83L82 262H84V264L85 263L90 264L89 260L86 259V261H87L86 262ZM156 259L157 258L154 257L152 260H156ZM206 259L209 260V261L207 260L208 262H210V261L211 262L210 263L206 262ZM251 259L255 260V262H253V263L250 262ZM201 260L203 261V259H201ZM215 260H216V262H215ZM253 260H251V261H253ZM170 261H168L169 264H171ZM241 261H240V263H241ZM71 262H69V263L66 262V263L70 264ZM66 263H64V264H66ZM261 263L263 264L264 261H262ZM236 264H239V263H236ZM258 264H260V262Z\"/></svg>",
    "mask_w": 264,
    "mask_h": 264
},
{
    "label": "bare ground",
    "instance_id": "obj_2",
    "mask_svg": "<svg viewBox=\"0 0 264 264\" xmlns=\"http://www.w3.org/2000/svg\"><path fill=\"white\" fill-rule=\"evenodd\" d=\"M173 1L174 0H170V1H167V4H166V14L168 15V12H171V14H176V11H179L180 13H181V11L182 10H186L187 12L189 11V9H191V11H189L190 12V14H187L186 15V13L185 14H183V15H185V16H187V18H188V22H190V23H188L187 22V24L189 25L190 24V27L192 26L191 24H193V23H195L196 24V27H197V25H200V26H198L199 28L200 27H202L201 29L203 30V33L204 34H207L210 38V40H212L213 39V37H215L216 38V36H220V37H222L223 35L222 34H224V32H223V30H224V28L225 27H229V26H231L232 25V23H233V21H235V20H229L230 21V24L231 25H229V23L227 24L226 22H225V24H224V22L222 21V23L221 22H219L220 20H222L223 18H225L226 19V17H221V15H225V14H230V11H229V9L228 8H230L229 6H234V4H235V1H233V0H229V2H233V3H231V4H233V5H229V4H227L228 5V8L226 7V6H224V7H226V8H224L222 5H226V3L228 2V0H218V3H215V4H217L218 6L217 7H219L222 3H225V4H222L221 6L222 7H220V8H224L225 10L226 9H228V12H227V10L225 11L224 9L223 10H220V11H222V12H220L219 14L220 15H216V17H215V15L213 14V15H211V16H209V14H212L211 13V11L210 12H208L210 9L211 10H213V8L211 7L210 9H208V10H206V12L208 13H206V12H203L202 13V15L203 14H207V16H209V17H205V18H208V19H203L202 17V19H199V17L201 16L200 14H201V8L203 9L204 7H205V5H206V3H207V1L206 0H186V1H184V0H179L178 1V3L179 2H182L183 3V1H184V3L180 6V7H178L179 5H177V3L176 4H174L173 3ZM176 1V0H175ZM214 0H212V1H209V2H213ZM216 1V0H215ZM223 1V2H222ZM238 1V3H239V0H237ZM246 1V0H245ZM248 2L246 3V5L247 6H245L244 7V5L242 6L241 5V8L242 7H244L245 8V10H246V7H249V6H251L252 7V4L250 5V3H252V2H250V1H253V5H254V2H255V5L254 6H256L257 8L258 7H260L259 8V10L258 9H256V10H258V12L255 10V12H257V14L259 13H261L262 11H261V8H262V10L264 9L262 6H263V4H261L260 6L258 5L259 4V1H261V0H247ZM217 2V1H216ZM250 2V3H249ZM214 3H211V4H213L212 6H214ZM219 3H221L220 5H219ZM237 3V2H236ZM235 4V5H238V6H236L234 9H237L238 10V7L240 8V3L239 4ZM249 3V4H248ZM208 4V3H207ZM187 6H189V8H186ZM207 6H209V4L208 5H206V8H207ZM216 6V5H215ZM217 7H215L217 10H219ZM250 7V8H251ZM184 8V9H183ZM205 8V9H206ZM214 8V9H215ZM231 8H233V7H231ZM230 8V10H231V13H234V11H236V10H233L232 11V9ZM244 8L243 9H239V10H243L244 12H246L245 13V15L246 14H249L250 15V13H248L247 11H245L244 10ZM254 8L255 7H252V9H247V10H251L250 12H251V14H252V10H254ZM239 10L238 11H236V12H239ZM185 11V12H186ZM203 11V10H202ZM214 11V10H213ZM216 11V10H215ZM214 11V13L215 14H217V11L215 12ZM223 11L225 12V14H221V13H223ZM243 11H241L242 13L241 14H243L242 16H245L244 15V13H243ZM264 11V10H263ZM175 12V13H174ZM219 12V11H218ZM227 12V13H226ZM255 12H254V14H255ZM180 13H177V14H180ZM240 13V12H239ZM257 14H255V15H253V16H255V17H257L258 15ZM183 15L181 16V15H179V16H177L176 18H178V17H182V19H183V21H184V19H186V17L185 18H183ZM231 15V14H230ZM230 15H228V17H230ZM234 15V14H233ZM249 15H247V16H245V19H244V17H243V23H244V21H247L246 19H251V16L249 17ZM257 15V16H256ZM204 16V15H203ZM220 17V18H222V19H219V21L217 22V21H215V20H217L218 18L217 17ZM237 16H239V14L238 15H236V18H237ZM241 16V15H240ZM252 16V17H253ZM214 17L215 18H217V19H215V20H213L214 19ZM255 17H253V19L255 18ZM259 17H261V16H259ZM169 18V16H167V18L166 19H164V21H163V23H162V25H161V27H163L161 30H160V32H159V34H157V36L156 35H154V37H152L151 39H152V41H151V43H153V44H155V45H157V48H155V49H157L158 50V52H159V47L158 46H160V53H159V55H158V53H157V56H154V58H153V56L151 55V57H152V59H150V57L149 58H147L148 59V61H146V60H144V61H142L141 63H139V64H137V74L140 76V79L138 80V84H136L135 86H134V88L135 87H139L140 86V89L138 90V89H136L135 88V91L133 92L134 94L133 95H131V96H129L128 97V99H126L125 101L127 102L126 103V105H127V107H129L131 104L133 105V104H135V108L136 109H138V111H139V115L141 116V114H142V116H144L145 117V121H143L144 122V126L146 125L147 127H149V129H152V131H154V132H157V131H159L160 130V132L162 131H166V130H168V131H170V130H173L174 128H177V126L175 127V124L177 123V122H179V120L177 121V119H179V117L177 118L176 116H177V114L179 113V115L178 116H180V114H182V116L181 117H183L184 118V121H180L179 123H183V125L181 126V124H180V127H182L184 130L181 132L182 133V135H181V137H178V138H180V141L178 140V138H176V141L174 142L175 144L179 141L180 142V144L181 145H183V146H185L186 148L185 149H183V146H182V148L180 147V149H183L184 151L182 152V154H184V152H188V151H186V149L187 150H191V151H189L188 152V154L189 153H191L192 151H194V149H195V147H197L196 149L198 150L197 151V153H194V156L192 155V153H191V155L193 156V158L194 157H196L195 155H198L199 157H198V160H197V158H196V162H198V163H196L197 165L198 164H202V165H204L203 167H205V168H207L206 166L207 165H209V164H207V165H205L206 163H210L211 165H219L220 163H221V160L220 159H222V157H224V158H230V157H232L233 158V156H235V155H233V154H236L237 152L238 153H240V152H242V151H244V149L246 150V151H248L247 150V148L249 149V146H250V148L251 149H255L256 147L254 146L253 147V145H254V142H252V146L251 145H248V142L250 141V144H251V140L249 139L250 137H251V139L254 137V135H253V137L252 136H250L251 134L250 133H252V127H250L249 125H250V123H251V121L252 122H254V118L256 119V120H258V122H260V124L258 125V127H260V126H262L263 124H261V122H263L264 123V82H263V78H262V76H264L263 74L264 73H262V75H261V78H259V77H257V78H255V73L254 72H256V76H258V70H259V68L260 67H262V65H264V64H262L263 62H262V60H264V58H262L261 56H264V53H263V49H264V46L262 47V44H261V47L262 48H259L258 46L256 47V48H259L258 50H256L255 49V51L257 52H260L261 54L263 53V55H259L260 53H256V54H254L255 56L256 55H258L259 57H261L260 58V61L262 62H260L259 60H258V58H257V56H256V59L255 58H253L254 60H255V64H259V63H261V65H260V67L258 68V67H256L255 69L257 70H253L254 68H252V70H246V73L244 74V75H246L247 77L249 76L250 78H251V83L252 84H254V85H251V86H249L248 85V87H254L255 86V88H256V90L257 89H262L261 91L263 92V93H261L260 91V93H261V95H260V93H258L259 95H260V99L261 100H259V99H257L258 100V102H257V100L255 101V102H257L258 104H256V103H254V101H252V99H254V98H252V96H251V100H249V98L248 99H246L248 102H246L245 100L243 101V98H244V96L246 95L245 94V91H244V96H241V97H243V98H241L242 100H240L239 101V99L237 100L236 98V101H235V99H233V94L232 93H229L228 91H229V88L228 87H224L225 85H227V86H230L231 85V87H233L232 85L235 83L234 81H232L231 82V80H232V78H233V76L234 77H236V81L237 82H239L240 81V78H242L243 77V73H241V71H240V73H241V77H239V80H238V76H235V72H238V71H236L237 69H239V68H241V67H239V65H243V67L245 66V64H246V66H247V62L248 61H250V60H248V61H245L246 59V55H247V52L249 51L250 52V50H248L247 49V46H243V47H241L240 49L239 48H237L236 47V49H234V48H232V49H230L231 48V45H228V48H229V50H228V48H227V46H226V44L228 43V44H230L231 43V41H230V39L229 38H231L232 37V35H234V34H232L233 32H235V30H236V28H234V26H232V28L233 29H235V30H233V29H231V28H228V30H232L231 31V34L232 35H230L229 34V31H228V34L230 35V37L229 38H227V36L228 35H224V36H226L225 37V39H220V37L218 38H216V40L217 41H215V40H213V43H214V41H215V45H217L216 47H218V48H216L215 47V45H214V47L216 48V49H219V50H221V47L225 50V48H227V50H228V52L229 51H235L236 50V53H233L232 55H230V56H228V57H221V55L223 56H225L226 54L225 53H227V50H225L226 52H224V50L222 51V52H224V53H222L221 51H216V53L217 54H220L219 55V59L221 60H219V59H217L218 61H215V60H213V58L211 59V61L213 60L214 62H216L215 63V65L213 64L212 65V63L210 64V65H203L202 64V61L204 62H207L206 60H198L197 61V59H195L196 57H192V56H194V54L196 53V50H198L199 51V49H201L202 50V47H198V49H197V45H195V44H198V45H200V44H202V43H200L201 42V40H203L202 38H206V37H208V36H201V34H198V36L200 35V37H199V39L201 38V40H199V39H197V38H195L196 39V41H194V42H196L195 44H193V40L194 39H191V38H193L194 36L196 37V35H193V33H197V31L199 30L198 28H197V30H195L194 32L193 31H190L191 29H189V28H187L188 26H186L185 25V23L183 24V21L181 22L180 20V24L182 23L183 25H185L186 26V29H185V26L183 27V29H184V31L185 30H187L188 32H192L190 35L189 34H187L188 32H186L185 33V37H184V39H183V37L182 38H178L179 40H181V39H183V41L185 40V38H186V35L188 36V38H190L189 40H186L184 43L182 42V44L180 45V42L182 41H177L176 40V36H177V30L178 29H175L177 26L178 27H180V25H177L178 23H179V21H177V23L175 24V26H171V25H173V23L175 22H171L170 21V23H172V24H170L169 22L167 23V19ZM171 18H173L172 20H174L175 19V17H171ZM171 18H169V19H171ZM192 18H193V20H194V22L193 23H191L192 22ZM241 19H242V17H240ZM181 19V18H180ZM191 19V20H190ZM224 19V20H225ZM233 19V18H232ZM241 19H240V21H241ZM252 19V20H253ZM190 20V21H189ZM200 20H202L204 23H205V21H206V23H205V25H206V27H204L205 25H203L202 24V21H200ZM205 20V21H204ZM226 21V20H225ZM228 21V20H227ZM237 21V20H236ZM254 21V20H253ZM185 22V21H184ZM208 22V23H207ZM232 22V23H231ZM239 24L241 23V22H239V20L237 21ZM237 22H234V23H237ZM247 22H249V21H247ZM251 22V21H250ZM182 25V26H183ZM203 25V26H202ZM224 25H225V27H224ZM229 25V26H228ZM235 25V27H237V25L236 24H234ZM244 25L245 24H243V27L241 28V26H240V29L243 31L244 30V32H246V33H244V32H242V34L241 35H238V33H239V31L241 32V30L238 28L237 30H239L238 31V33H237V35L239 36V37H237V35H236V32H235V35L234 36H236V37H234L233 36V38L236 40V41H238L239 39L238 38H240L241 39V37L244 39L245 37H244V34H247V35H249L248 33H247V31L245 30V28H247V30L249 31V28H248V26H250V25H252V28H254V26L256 25H254L253 26V24H250V25H248L247 27H245L244 28ZM194 26V25H193ZM193 26H192V29H193ZM238 26V27H239ZM257 26H258V24H257ZM257 26H255V31H253L251 28H250V30H251V32H253V34L257 31V32H259L260 31V27H258L257 28ZM172 27V28H171ZM195 27V26H194ZM204 27V28H203ZM181 30H183L182 28H180ZM179 29V30H180ZM227 28H225V30H226ZM262 29V28H261ZM263 30V29H262ZM184 31H181L182 33H183V35H184ZM227 31V30H226ZM180 31L178 32V35H179V33H181ZM221 32H223V33H221ZM256 32V33H257ZM262 32V31H261ZM260 32V33H261ZM198 33H199V31H198ZM200 33H201V31H200ZM202 33V34H203ZM225 33H227V32H225ZM262 33H264V30H263V32ZM240 34V33H239ZM84 35L85 34H82V35H70V34H65V36H66V40H68L69 41V45H70V48H72V51L71 52H68V53H66V54H70V55H66V56H68V57H74V56H78V55H80V54H82V52H83V48H82V45L83 44H85L86 43V40H85V37H84ZM183 35H181L180 34V36L179 37H181V36H183ZM259 35V34H258ZM260 35H262V34H260ZM264 35V34H263ZM262 35V37H264ZM190 36V37H189ZM249 37H251L250 39H252V40H254V37L253 36H248V39H247V37L244 39V40H247V42L246 43H249L248 42V40H249ZM259 37V36H258ZM262 37H260V38H257V39H259V41L260 40H262V41H264L263 39L264 38H262ZM223 38V37H222ZM206 39H208V38H206ZM60 40H62V38H60ZM64 40V39H63ZM174 40L175 41H177L178 43H174ZM199 40V41H198ZM205 40V39H204ZM210 40H209V42L207 41L206 42V45H204L205 43L203 42V44L202 45H204L203 47H206V46H208V43H211L212 45H213V43H212V41L210 42ZM251 40V41H252ZM240 41V40H239ZM256 41V40H255ZM261 41V42H262ZM191 42H192V44L194 45V46H196L195 47V52L193 53V54H187L186 53V55H190V57L194 60H191L190 58H185L183 55H185V52L184 51H186L187 50V48H189V49H193L194 47L192 46V44H191ZM240 42H243V41H240ZM240 42H238V45L240 44H243L244 45V43H245V41L243 42V43H240ZM257 42H258V40H257ZM257 42L255 43L256 45H258V44H260L261 42H258V44H257ZM200 43V44H199ZM237 43V42H236ZM235 42H233V44L232 45H234V46H238L237 44H236ZM251 43V42H250ZM249 43V45L248 44H245V45H248V47H250V45H252L251 46V48H253V45H255V44H252V43H254V41H252V43L250 44ZM180 45L179 47L177 46V45ZM183 45V46H182ZM190 45L192 46V48L190 47ZM212 45H209V47H208V49H203L202 51L204 52V54H202V56H203V58L204 57H206L207 56V54H206V51L205 50H207L208 52L210 51V49H211V52L213 53V51H215L216 49H213L212 47ZM177 46V48H175ZM212 46V47H211ZM226 46V47H225ZM230 46V47H229ZM220 47V48H219ZM233 47V46H232ZM239 47V46H238ZM152 48H154V46L152 47ZM210 48V49H209ZM255 48V47H254ZM150 50V49H149ZM151 50H154V49H151ZM200 50V51H201ZM213 50V51H212ZM252 50V49H251ZM263 50V51H262ZM132 49H131V53H132ZM155 51V50H154ZM153 51V52H154ZM193 51V50H192ZM191 51V52H192ZM201 51V53H203ZM253 51V50H252ZM255 51L254 52H252V54L253 53H255ZM152 52V51H151ZM188 52H189V50H188ZM207 52V53H208ZM248 52V55H249V57H247V59L249 58V59H252L251 57H253V55L252 54H250ZM150 53V52H149ZM198 53V52H197ZM197 53L195 54V56L197 55ZM200 53V52H199ZM198 53V56L199 55H201V53L199 54ZM212 53L210 54V53H208V55L210 54V55H212ZM222 53V54H221ZM152 54V53H151ZM155 54H156V51H155ZM154 54V55H155ZM214 54V53H213ZM217 54H214V58L216 59V57H218V56H216ZM229 54H231L230 52H229ZM228 54V55H229ZM247 55V56H248ZM251 55V56H250ZM254 56V57H255ZM200 57V56H199ZM199 57H197L198 59H199ZM208 58H209V56H207ZM201 58V57H200ZM202 58V59H203ZM223 58V59H222ZM244 59V61H242ZM196 60V61H195ZM209 60V59H208ZM256 60H258L259 61V63H257V61ZM220 61V62H219ZM205 62H204V64H205ZM208 62H210V60L208 61ZM217 62H219V63H217ZM243 64H242V63ZM245 62V63H244ZM252 63V62H251ZM251 63H249V68H251V67H253V66H251L250 67V64ZM209 64V63H208ZM254 64V63H253ZM245 66V67H246ZM247 66V67H248ZM256 66H258V65H256ZM243 69H246V68H243ZM93 70H94V65H91L90 67H88V69H86L85 70V74L87 75V76H90L92 73H93ZM38 71H39V69H38ZM260 71H262L261 69H260ZM263 72H264V70H263ZM239 72H238V75L240 74ZM252 75L254 76V77H252ZM260 75V74H259ZM247 77H243L242 79H241V83H242V80H243V83L245 82V80H246V78ZM250 78H248V79H250ZM255 79V80H254ZM261 79H262V82H263V84H262V82H261ZM254 80V81H253ZM136 81V80H135ZM248 81V80H247ZM246 81V82H247ZM249 81V82H250ZM233 83V84H230V83ZM236 82V83H237ZM248 82V83H249ZM240 83V84H241ZM230 84V85H229ZM239 83L238 84H236V87H234V88H231L230 87V90L232 91V89H235V90H239V88L238 89H236L237 87H238V85H240ZM244 84H246V83H244ZM219 85L220 86H222L223 88H224V91L219 87ZM263 85V86H262ZM242 86H243V84H242ZM246 86V85H245ZM244 86V87H245ZM218 87V88H217ZM248 87H245L244 88V90H246ZM253 87H252V89H253ZM242 87H240V89H241ZM254 88V89H255ZM228 89V90H227ZM252 89H250L251 90V92L252 91H254V90H252ZM87 92H86V94H89V92H91V88L89 89V87H87ZM235 90H233L234 92H235ZM255 90V91H256ZM164 92V94L163 95H161L160 96V94H161V92ZM221 91H223V92H225V91H227V93L225 94V100L224 99H222L221 98V96L222 95H224V94H219V93H221ZM232 91V92H233ZM247 92H248V89L246 90ZM239 92V91H238ZM241 92V91H240ZM240 92H239V95H238V93H237V95L236 96H234V97H238L239 98V96H240ZM251 92H248V93H250L251 94ZM243 93V92H242ZM247 93V94H248ZM257 93V92H256ZM255 93V94H256ZM253 94V93H252ZM219 95H220V97H219ZM242 95V94H241ZM254 95V94H253ZM257 95V94H256ZM256 95H254L253 97H255ZM262 95H263V97H262ZM164 96V98L163 99H160V101L162 100V102H163V104H162V102H159V104L158 103H156V101H157V99H158V97H163ZM223 97V96H222ZM249 97V96H248ZM262 97V98H261ZM59 99H61L60 97H58ZM255 98H258V96L257 97H255ZM59 99H54V100H59ZM250 101H252V102H250ZM259 101H260V103H259ZM167 102H170V104H172V106L170 105V104H168V105H164L165 103L167 104ZM158 104V105H156V104ZM128 104H130V105H128ZM162 104V105H161ZM171 106V108L173 109H175V117L177 118L175 121H177L176 123L174 122V128H173V125H172V129H171V127L169 126V124H167V119L169 120L170 118L171 119H173V118H175V117H172V114H171V116H170V118H168L167 117V113L170 111H168L167 112V109L168 108H166L167 106ZM132 107V106H131ZM134 109V108H133ZM132 109V110H133ZM170 109V108H169ZM173 109V110H174ZM71 110H74V108L72 107V109ZM172 110V112H174ZM136 111V110H135ZM176 111L178 112L177 114H176ZM182 113H181V112ZM171 112V113H172ZM136 113H137V111H136ZM170 113V112H169ZM174 114V113H173ZM170 115V114H169ZM174 116V115H173ZM183 118H180V120L181 119H183ZM143 120H144V118H142ZM170 119V120H171ZM173 120V121H174ZM172 121V122H173ZM169 123V122H168ZM257 123V122H256ZM256 123H251V125L253 124V126H255L256 125ZM258 124V123H257ZM164 125H167V129H162V128H164V127H166V126H164ZM170 125H171V122H170ZM164 126V127H163ZM169 128H170V130H169ZM179 128V127H178ZM261 128H263V127H261ZM261 128L260 129H258V128H255V129H257V131H255L254 129V131L257 133L258 131H261ZM145 129V128H144ZM148 129V128H147ZM146 129V130H147ZM162 129V130H161ZM264 130V129H263ZM175 133H176V131H175V129L173 130ZM178 131V130H177ZM179 131H181V128H180V130ZM253 131V133L255 134V132ZM146 133L148 132L149 134H150V132H149V130L148 131H145ZM144 132V133H145ZM161 132V133H162ZM167 132V131H166ZM171 132V131H170ZM262 132V131H261ZM163 133H165V132H163ZM162 133V134H163ZM169 133V132H168ZM180 133V134H181ZM233 133V135L235 134V137H238L239 139H241V140H243L242 138H244V136H248L249 134V138H247L246 137V139L248 140L249 139V141H245L246 139H244V144L247 142V145H248V147L247 148H245V146H241L242 148L241 149H238L239 147L238 146H240V143L242 142L241 140H240V143L239 144H237L236 145V143H238L239 142V140H238V142H236L235 140H233L232 142L233 143H235V145H232V144H230V140H229V144L230 145H227V146H230V149L232 148L233 149V147L234 146H236V147H238L236 150L234 149V152H236V153H233V152H227L226 151V153L224 154L225 156H222V154H223V152L220 154L221 155V158H218L220 155H218L217 153L216 154H211V156H209V158L207 159V155H205V154H209V153H207V152H209V151H211V152H213V150H215V149H217V148H219V146L218 145H220V148H222L221 146H223V145H221L222 144V142L223 143H225V142H227V141H225L226 140V136H229V137H232L233 135H231ZM252 133V134H253ZM148 134V136H150ZM157 134L158 133H155V134H152L151 133V135H154L152 138L150 137V138H144V135L143 136H141V138L140 139H138L136 142H138L139 144H142V145H145V146H147V147H149V148H151V150L153 151V152H157V155L159 154V155H161L160 153H159V151L161 150V147H163V146H169V144H172V143H170L171 141H167L168 142V145L166 144V141L165 140H167L166 138H164L165 140H163V141H165V142H163L164 143V145H163V143H161V142H158V140L160 139H158V137H157ZM170 134V133H169ZM168 134V135H169ZM264 134V133H263ZM262 134V135H263ZM159 135V134H158ZM175 135V134H174ZM173 134L171 135H169V136H174ZM257 135V139H258V141L260 140L259 138H258V135L260 136V132H258V134H256ZM260 136V138L262 137V138H264L263 136ZM146 136H147V134H146ZM160 136V135H159ZM165 136H167L166 134H165ZM169 136H167V138L169 137ZM177 136H179V133H177ZM176 136V137H177ZM235 137H233V139H235ZM240 137H242V138H240ZM158 140H157V139ZM175 138V137H174ZM174 138H171V139H173L174 140ZM161 139H163V135H162V137H161ZM170 139V140H171ZM255 139H256V136H255ZM257 139H256V141L255 142H257ZM94 140V139H93ZM178 140V141H177ZM227 140H228V138H227ZM261 140H264V139H261ZM253 141H254V139H253ZM178 142V143H179ZM220 142H221V144H220ZM262 143L264 142V141H261ZM147 143V144H146ZM173 143V145L175 146V144ZM177 143V144H178ZM216 143H219V144H216ZM243 143V142H242ZM242 143H241V145H242ZM262 143H260L259 145H264V144H262ZM163 146H162V145ZM256 144H258V142L256 143ZM50 145L51 146H53V144L52 143H50ZM173 145H170L168 148L170 149V148H172V147H174ZM180 145V146H181ZM218 147H217V146ZM226 145V144H225ZM225 145L223 146L224 148H223V150H226L225 148H227V146L225 147ZM246 145V146H247ZM15 146V145H14ZM165 146V148H166V150L168 149L167 147ZM172 146V147H171ZM178 146V145H177ZM215 148H214V147ZM231 146H233V147H231ZM217 147V148H216ZM236 147H234V148H236ZM253 147V148H252ZM262 147H264V146H262ZM261 147V148H262ZM165 148H164V150H165ZM175 148H178V147H176L175 146ZM220 148H219V150H216V151H214V152H218V151H221L220 150ZM258 148H260V146L258 147ZM258 148H257V150H258ZM179 149V148H178ZM177 149V150H178ZM180 149L177 151V152H179L180 151ZM195 149V150H196ZM229 149V148H228ZM227 149V150H228ZM229 149V150H230ZM250 149V150H251ZM264 149V148H263ZM174 150V149H173ZM173 150H172V153H174V154H176V152H173ZM237 150H241V151H237ZM249 150V151H250ZM168 151V150H167ZM233 151V150H232ZM246 151L244 152V153H246ZM248 151V155H250L251 153ZM254 151V155L253 154H251V158H253V156H254V158H253V160L256 158V155H255V152H256V150H253ZM252 150H251V152H253ZM92 152H94V151H92ZM164 152V151H163ZM163 152H162V154H163ZM195 152V151H194ZM258 152V151H257ZM262 152V153H261ZM168 153V152H167ZM229 153V154H228ZM233 155V156H231V154ZM236 154L237 155V157H239V155L241 154V156L243 157V155H242V153H240V154ZM11 154L13 155L12 156V158L13 159H18V157H19V159H20V157L22 156V153H21V151H19V150H17L16 148H12L11 149ZM164 154H165V152H164ZM168 154H169V157H168ZM167 155H166V157H163V155H162V157H160V161H161V163L162 164H164V165H162V166H167L168 165V163L170 162V163H173V161L171 160V159H173L172 158V156H174L173 154H172V156L170 157V152L168 153ZM180 154V153H179ZM179 154H178V159L179 158H183V157H181L182 155H180L179 156ZM247 154V153H246ZM256 154H258V153H256ZM259 154H264L263 153V151H260L259 152ZM184 155H186V153L184 154ZM190 155V156H191ZM204 155H205V157H204ZM212 155H213V158H212ZM215 155H217V158H218V160H216L217 158H215L214 156ZM176 156H177V154H176ZM187 156H189V155H187ZM192 156L190 157V159H193L192 158ZM240 156V157H241ZM257 156H259V158H260V156L261 155H257ZM157 157H159V156H157ZM157 157L156 158H154L155 159V161H146L145 159H143L140 155H138V154H134V155H131V157H127V158H125L122 162H118V163H115V164H113V165H111L109 168H108V172L107 171H105L107 174L104 176V177H107L108 178V176L110 177L109 179H114L113 177H111L112 175H116V174H118V175H120V178H119V180H117L118 182H114V184H109L108 182V186L110 185L113 189L115 188H117V190H119V192L120 193H122V198L124 197V198H126V199H124L123 201L121 200V198H120V195H119V198H118V200L120 199L123 203L126 201L127 202V204H125L124 203V206H126V205H128V207H130V208H128L129 210H132V209H135V214L137 213L136 211H138V210H140V213H137V214H141V212H143L144 213V216H149L150 215V213H149V215H146V213H148V212H150L152 209H154V210H152V212L151 213H154V211H155V213L157 214V217L159 216L160 217V220L162 219H164L165 220V222L167 221V219L169 220L170 219V217H171V215L174 217V219H173V217H171V219L170 220H172L173 219V221L175 220V217H176V214L178 213V208H179V205H181V206H184V203L182 204H179L181 201H180V199H182V200H184V198H181L182 197V195H180L185 189H187L188 187L187 186H189V184H191V182L194 180V179H198V177L200 176V174H198V176L196 175V173H194V172H198L199 173V171L200 170H202L203 169V167L200 165V167H201V169L199 170V169H197L196 167L195 168H192V166L190 165V163H188L187 161H188V159H187V161H185L186 160V158L183 160L182 159V161H185V163H186V166H191V169L193 170V169H195V171L194 172H190V173H193V174H195L197 177H193V175L192 174H187V175H189L188 177H190L191 175V178L193 179H190V183L187 181V179H189V178H184V176H187L186 174L184 175V174H178L177 172V170H181L180 168L179 169H177L176 168V164L178 163L177 161V163H173L172 165H174V167H175V171H177L176 173L178 174V175H184V176H180L182 179H186L185 181H187V185H183L182 186V189H181V186L179 187V186H176L177 184V180H176V183L174 184V181L173 180H175V179H177L178 178V180H180L181 182L183 181V180H181V178H179V177H177V176H175V177H177V178H175V177H173L174 179L173 180H171V181H173V182H171V181H167V177L168 176H165L164 174H166V172H168V171H171V170H169V168H167V170H166V172H164V174H163V171H162V169L164 168H160L159 166H161L160 164H159V162H158V160H157ZM237 157H236V159H234V160H237L238 162L237 163H239L238 165L236 164V161H233L232 162V165H231V163H229V161L231 160H229V161H227L228 159H225L226 160V162L224 161V158H223V162H225L224 164H229L230 166H226V168L228 167H231V166H234V169H235V167H239L238 169H236L237 171H235V173L237 174V172H238V176H242V177H239V178H242V180L243 181H245L246 180V176L248 175V176H252V175H256V173L255 172H253L252 171V167H251V165H249V164H247L246 163V158L245 157H247V158H249L247 155H245L244 156V162L242 161V159L240 160L239 158L237 159ZM70 158L71 157H69L68 158V160H70ZM176 158V160H177V157H175ZM174 158V159H175ZM263 158H264V156H263ZM262 158V160H264ZM159 159V158H158ZM173 159V160H174ZM190 159H189V162H190ZM195 159V158H194ZM203 159H205V161L203 160ZM257 159V158H256ZM206 160L208 161V162H206ZM220 160V161H219ZM240 160V161H239ZM262 160H258V163H259V161H261L260 163H262L260 166L258 165V164H256V165H254L255 166V168H254V170L256 171L257 169L256 168H258V167H261L262 165H264V161H262ZM180 161V160H179ZM219 161V162H218ZM231 162V161H230ZM235 162V164L236 165H233V163ZM248 162V161H247ZM249 162H253L252 161V159H251V161H249ZM257 161H255V162H253V164L254 163H256ZM169 163V164H170ZM185 163L183 162L182 164H184L185 165ZM191 163L193 164L194 162H192V160H191ZM205 163V164H204ZM213 163V164H212ZM246 164V165H248L247 167H245V165H244V167H243V164ZM259 163V164H260ZM179 164V163H178ZM182 164H181V161H180V166L182 167ZM188 164V165H187ZM195 164V163H194ZM224 164H221V165H224ZM242 164V165H241ZM15 163L13 164H11V166H8V167H3V164H2V161H1V154H0V176L1 177H3V178H7V179H9L8 181H9V186L10 187H15L16 185H17V181H18V179H19V177H21L20 176V171L18 170L19 169V167H15ZM176 165V166H175ZM179 165H178V167H179ZM197 165H195V166H197ZM217 165V166H218ZM242 166V169H240L241 168V166ZM57 165H54V167H56ZM59 166V165H58ZM161 166V167H162ZM213 166V167H214ZM217 166H215L214 168H217ZM253 166V165H252ZM253 166V167H254ZM257 166V167H256ZM167 167H170V166H167ZM173 167V166H172ZM172 167H170V168H172ZM198 168H199V165L197 166ZM210 167V165L208 166V168ZM213 167H210V168H212V169H210V170H214V172H215V169L213 168ZM218 167H221L222 168V166H218ZM249 167H251V171L248 169ZM264 167V166H263ZM263 167H261V168H263ZM50 168V167H49ZM188 168V167H187ZM207 168V169H208ZM224 168V167H223ZM227 168V169H228ZM233 168V167H232ZM260 168V169H261ZM172 169H174V168H172ZM182 169H183V167H182ZM186 168L184 167V170H185ZM190 168H188V171H191V170H189ZM220 169V168H219ZM227 169H223V171L225 172ZM260 169L258 168V172L260 173ZM32 170V173L34 172V168L33 167H30L29 168V172ZM199 170V171H198ZM210 170H208L209 171V173H210ZM229 170V169H228ZM228 170L224 173V175L225 176H227V173H228V175H229V172H228ZM231 171H232V169H230ZM162 171V172H161ZM203 171L205 172V171H207V170H205V169H203ZM207 171V172H208ZM264 171V170H263ZM262 171V174H264V172ZM185 173L187 172V170L186 171H184ZM184 172H182V173H184ZM207 172H205L206 173V175H207ZM211 172H213V171H211ZM216 172L218 173V175H220V172L222 173V171L221 170H217L216 169ZM234 171H232V173H233ZM258 172H257V174H258ZM111 173H112V175H111ZM169 173V172H168ZM173 173H174V171H172V172H170V174H172L171 176H173ZM176 173H174V174H176ZM179 173H180V171H179ZM205 173H204V176H205ZM208 173V174H209ZM216 173V174H217ZM232 173H230L231 174V177H232ZM235 173H233V175L235 174ZM251 173H253V174H251ZM255 173V174H254ZM52 174V172L50 173V175ZM210 174H213V173H210ZM261 173L259 174L260 176L262 175ZM168 175V174H167ZM194 175V176H195ZM201 175H203L202 174V171H201ZM213 175H215V174H213ZM222 175H223V173H222ZM223 175V176H224ZM259 175H257V177L259 178ZM208 176H210V175H208ZM208 176H207V179H208ZM224 176V177H225ZM237 176V175H236ZM247 176V177H248ZM250 176V177H251ZM262 176H264V175H262ZM28 177V176H27ZM206 177V176H205ZM205 177H203V178H205ZM211 177L213 178L214 176H212L211 175ZM211 177H209V178H211ZM220 177V176H219ZM219 177H214V179H215V181H218V180H221V179H219ZM224 177H223V179H222V182H220L219 183V181L217 182L218 184L217 185H219V184H224L225 182H227V183H225V184H229V186L231 185V187H232V185L233 184H230V182L232 183V181H224L223 182V180H224ZM231 177H229V176H227V179H229V180H231ZM253 177V176H252ZM251 177V178H252ZM256 177V176H255ZM255 177H253V178H255ZM170 178V177H169ZM218 178V179H217ZM221 178V177H220ZM234 178H235V175H234ZM250 178V179H251ZM252 178V179H253ZM261 178H263V177H261ZM260 178V179H261ZM196 179V180H197ZM217 179V180H216ZM226 179V178H225ZM249 179V177H248V179L247 180H250ZM251 179V181H255L254 183H256V182H258V181H256V179L255 180H252ZM260 179H259V182H260ZM202 179H201V176H200V179L198 180V182L197 181H194V182H197V184H199L200 182L199 181H201ZM236 180H238V177H237V179ZM239 180H241V179H239ZM213 181V180H208V181H206V180H204V182H207L208 184L209 183H211V182ZM262 182L264 181V179H262L261 180ZM86 182H90V180H89V178H86L84 181H82V183L81 184H83V185H85L86 184ZM181 182H179L178 181V183H181ZM194 182H192V184H194ZM258 182V183H259ZM261 182V185L264 187V182L262 183ZM45 183H48V181H45ZM110 183H113L112 181L110 182ZM126 185V187H128V188H125L124 189V184ZM185 182H182V184H184ZM233 183H236V186H237V189L239 188L238 187V185H237V183L238 182H233ZM241 183H243V182H241ZM212 184H213V182H212ZM214 184H216V182L214 183ZM213 184V185H214ZM222 184V185H223ZM224 184V185H225ZM244 184H248V181L246 182V183H244ZM253 184V183H252ZM251 184V185H252ZM106 185V184H105ZM178 185H181V184H178ZM196 185V184H195ZM195 185H193V188L195 187ZM204 185V184H203ZM213 185H207L206 184V186H211L210 188L212 189L213 187ZM217 185H214V187L216 188H218V186ZM223 185V186H224ZM242 185V184H241ZM240 185V186H241ZM249 185V184H248ZM256 185H258V184H255V187H256ZM261 185H259L260 187H261ZM104 186V185H103ZM107 186V185H106ZM105 186V187H106ZM108 186L106 187V190L107 189H109V193H110V188L111 187H109L108 188ZM184 186H186V188L184 189L183 187ZM197 186H199V185H197ZM221 186V185H220ZM219 186V187H220ZM222 186V187H223ZM234 186V185H233ZM242 186H244V185H242ZM190 188L192 187V186H189ZM200 187V186H199ZM201 187H202V185H201ZM203 187H205V186H203ZM225 187H228V186H225ZM225 187H224V191H225ZM230 187V188H231ZM246 187H248V186H245V188ZM254 187V186H253ZM260 187H257V189L258 188H260ZM111 188V189H112ZM196 188V187H195ZM217 188H216V190H217ZM230 188H227V189H230ZM236 188V187H235ZM235 188H231V190L230 191H235ZM241 188V190H242V188L243 187H240ZM249 188H250V186H249ZM112 189V190H113ZM115 189L113 190L115 193H116V195H117V191H115ZM184 189V190H183ZM192 189V188H191ZM191 189H189L188 188V191H190L191 192V194H193V192L195 191V192H197V191H200V190H197L198 189V187H197V189L196 190H193V191H191ZM208 189V188H207ZM210 189V190H211ZM246 189H248V188H246ZM104 190V189H103ZM103 190H101L102 192H101V194L103 193V195H104V193H106V192H103ZM183 190V191H182ZM202 190V189H201ZM210 190H206V192L207 193H210V192H208V191H210ZM213 190H214V188H213ZM219 190V189H218ZM217 190V191H218ZM220 190H221V188H220ZM240 189H239V191H241ZM249 190V189H248ZM251 190H252V188H251ZM255 189H253V191H254ZM105 191V190H104ZM212 191V190H211ZM229 191V190H228ZM237 191V190H236ZM244 191V190H243ZM242 191V192H243ZM250 191V190H249ZM249 191H248V194H249ZM261 191H264V189L262 190V189H260V192H259V190L257 191L258 193H260L261 195L263 194L264 195V193L262 192L261 193ZM112 192V191H111ZM119 192H118V194H119ZM187 192V191H186ZM189 192V193H190ZM204 192H205V188H204ZM203 192V194H202V192L200 193V194H196V195H203L204 196V194H206V195H208L207 193H204ZM212 192H214V191H212ZM211 192V193H212ZM241 192V193H242ZM256 192V191H255ZM189 193H187L188 195H190ZM198 193V192H197ZM215 193V192H214ZM216 193H218V192H216ZM221 193H223V190H222V192ZM224 193H226L227 195H225V196H223V195H216L220 200H221V202H220V204H222V202L224 201L225 202V205L224 206H227V208H229V211H230V209H232L233 207H238L237 205H235L234 204V206H233V204L231 203V205L233 206V207H231V205H230V207H228L229 206V202H232V201H234V199H233V197L232 196H235V195H232L231 197H230V195L231 194H229L228 195V192H224ZM223 193V194H224ZM233 193H236L237 194V192H233ZM232 193V194H233ZM239 193V192H238ZM241 193H239V195H237L238 197H240L239 198V203H241V204H243L242 203V201L241 200H243V201H247L249 198H250V200H251V197L253 198V196H251L252 194L253 195H255L254 194V192H252V194H250V195H246V193H245V191L243 192V193H245L244 195H242ZM250 193H251V191H250ZM112 194H113V192H112ZM187 194H185L184 195V197H186V199H187ZM240 194L243 196V197H245V196H247L246 198H247V200H244V199H241V196H240ZM43 197H45L46 196V193H45V191H42V194H41ZM100 195V194H99ZM103 195H101V199L100 200H103L104 198H106L107 200H111V204L110 205H112V208L114 209V205H116V203L114 204L113 203V201H112V197L111 196H109L108 198H107V196L105 197V195L103 196ZM106 195H107V193H106ZM113 195H115V194H113ZM194 195H195V193H194ZM193 195V196H194ZM213 195V194H212ZM214 195V196H215ZM19 196V195H18ZM102 196L104 197L103 199H102ZM181 196V197H180ZM209 196V195H208ZM208 196H206V198L208 197ZM213 196V197H214ZM226 196H228L227 197V199H229V197L230 198H232V201H230L229 200V202L227 203L224 199H221L220 197H226ZM251 196V197H250ZM260 196V195H259ZM111 197V198H110ZM116 197V196H115ZM115 197H113V200H114V198ZM180 197V198H179ZM190 198L192 197L191 195L189 196ZM194 197H197V196H194ZM194 197H192L191 199H192V201L193 200H196V198H194ZM216 197V198H217ZM237 197V198H238ZM255 197V196H254ZM258 197V196H257ZM22 198V203H25L28 199H29V197L27 196V195H23L22 197L20 196L19 197V201H20V199ZM200 198H203V197H200ZM200 198H197V200H199ZM214 199V201L216 200V202L215 203H217V201L219 200L218 198L217 199ZM256 198V197H255ZM263 198V197H262ZM116 199H117V197H116ZM185 199V200H186ZM205 199V198H204ZM208 199L209 198H207V200H205V201H207V203H209V201H208ZM210 205H209V211L211 210V205L213 204H211V202H213L212 200H213V198H211V196H210ZM261 199V198H260ZM259 199V200H260ZM105 200V199H104ZM103 201V202H105V203H102V201L99 203H97L96 205H95V209L94 210H88L87 212H86V215H80V212H79V210H78V208L79 207H77V206H75V204H73L74 206H75V208L74 209H69L68 211H67V213H65V217L67 218V217H75V219H73L74 220V222L73 221H71L69 218H67V219H65V217H64V219L65 220H70L71 222H73V223H75V221H76V218H77V220H79V221H82L81 223H82V228L84 229L83 230V232L84 233H86V232H91V231H93V232H95V236H93L94 235V233L92 234V236H93V238H90L91 240H89V242H93V247L96 249V253H95V255H96V257H93L92 255L93 254H91V258L89 257V259H87V260H89L90 261V264H148V262H145V260L147 261V258H146V256L144 257V255H147V252L144 254V252L146 251V249L148 250V251H150L149 253H151V255L153 256L152 258H149V255H148V258H149V260H151V261H154V263L153 264H169V262L168 261H170V260H172L173 258L174 259H176L177 258V256H175L176 254V252L177 251H181V250H178V249H175L176 247H174V249H175V251L173 250V249H170L168 246L170 245L169 244V242L173 239H171V238H169V241L167 240L168 239V237H169V235L167 234H165V236H167L166 238V241H165V236H164V233L165 232H168V231H165L164 230V233H163V228H159V227H164V225L161 223V222H163V221H161V222H158L159 223V226H156V228L158 229L157 231H158V236H159V229L160 230H162L161 232L163 233V234H160V236L161 235H163L164 236V243L166 244V242L168 241V246L167 247H164V246H166V245H163L162 243L163 242H159V240L160 239H162L160 236V239H158V242L160 243V244H158L157 245V243L155 244L154 242H155V239H154V235L155 236H157L153 231L151 232V231H148V229L150 228V226H148L147 225V227H148V229H147V231L149 232V235L151 234L152 235V233H154V235H152V237H153V239H154V242H153V245L155 244V246H153L152 244H151V241L150 240H152L153 241V239H152V237L151 236H149L147 233V235L146 236H148V237H151V239L150 238H144L143 237V240H142V238H140L139 236H140V233H139V231H137L139 234H137L138 235V237L140 238V241L139 242H137V241H135L136 239L137 240H139V238H135V237H133L135 240H131V239H133L132 237H129L130 235H129V233H128V237L127 236H123L124 235V231L123 230H127L126 229V227H124V225L126 226L127 224H126V220L128 221V217H126L127 219L125 220V223H123L122 221H121V215H120V212L118 211V213L117 212H115V211H111V210H108V209H110V208H108L109 206H108V204L109 203H107V202H109V201ZM185 200L184 201H182V202H185ZM202 201H203V199H201ZM219 200V201H220ZM255 200H257V199H255ZM45 204V206H47V207H49V206H56V203L55 202H53V201H50L49 203H46L44 200H42ZM42 201L41 202H39V201H37V208L38 209H41V207H42V209H43V206L41 205V203H42ZM115 201V200H114ZM190 202V203H192V206H190L189 204V202H187V205H189V207H197V208H199L198 207V205H200L201 203H197L196 201H195V203H197L198 205H196V206H194L193 205V202ZM219 201H218V203H219ZM238 201V200H237ZM262 201V200H261ZM251 202H254V201H251ZM250 202V203H251ZM258 202V201H257ZM186 203V202H185ZM206 203V202H205ZM205 203H202L201 205L203 206V204L204 205H206ZM214 203V204H215ZM256 203V201L254 202V204ZM118 204V203H117ZM122 204V203H121ZM228 204V205H227ZM236 204H238L237 202H236ZM251 204H253V203H251ZM258 204H262V203H258ZM264 204V203H263ZM262 204V205H263ZM240 205V204H239ZM245 205V204H244ZM256 205H257V203H256ZM256 205H253L254 206V208H255V206ZM262 205H257L258 207H260V206H262ZM120 206V204L117 206V207H119ZM181 206H180V210H181ZM185 206H186V204H185ZM247 206H249V204L247 203ZM246 205L244 206V207H247ZM121 208H123L124 209V207L121 205L120 206ZM172 207V208H171ZM186 207H188V206H186ZM204 207V206H203ZM202 207V209H204ZM206 207V209L208 208V205L207 206H205ZM221 207V205H217V206H215V207H213L215 210H216V212H217V210L219 209V208ZM235 207V208H236ZM240 207V206H239ZM241 208V209H245L246 210V208ZM250 207H252V206H250ZM263 207H264V205H263ZM263 207H260V208H263ZM111 208V209H112ZM121 208H120V210H121ZM175 208H177V210L175 209ZM184 209H187V208H185V207H183ZM182 208V209H183ZM201 208V207H200ZM218 208V209H217ZM222 208V207H221ZM224 208V207H223ZM222 208V209H223ZM235 208H233L234 209V211L237 209H235ZM248 209H249V207H247ZM257 208V207H256ZM259 208V210H261ZM75 209H77L76 211H74ZM189 209H191V208H189ZM206 209H204V210H206ZM232 209V210H233ZM247 209V210H248ZM176 210V211H175ZM194 210V209H193ZM197 210V209H196ZM196 210H194V213H195V211ZM208 210V209H207ZM225 210L226 211H228V209H226V207H225ZM256 210V209H255ZM254 209H251L250 210V213L251 214H253V215H251V217H254V212H251V211H255ZM257 210H258V208H257ZM256 210V211H257ZM121 211H124V210H121ZM126 211H128V210H125V212ZM132 211H134V210H132ZM131 211V212H132ZM183 212H184V210H182ZM187 211H188V209H187ZM198 211V210H197ZM203 211V210H202ZM213 211V210H212ZM220 211H224V210H220ZM225 211V212H226ZM237 211H240L239 209L238 210H236L235 211V213H236V216L238 217V215L237 214H240V213H237ZM139 212V211H138ZM180 212V211H179ZM186 212V211H185ZM189 212V211H188ZM190 212H192V211H190ZM199 212V211H198ZM205 212V211H204ZM203 212V213H204ZM211 212V211H210ZM222 212H220V214L222 213ZM241 212V211H240ZM242 212L244 213L243 215L244 216H246L245 214H250V213H247L246 211V213L244 212V210H242ZM258 212V211H257ZM127 213V212H126ZM125 213V215H128V214H132V213H127L126 214ZM143 213H142V215H143ZM193 212L192 213H189L190 214V216H191V214H194ZM200 213V212H199ZM203 213H200V215L201 214H203ZM208 213V212H207ZM207 213H205V214H207ZM211 213H213V212H211ZM215 213V212H214ZM212 214V216L214 217V215H215V217L217 216V214H219V213H217V214ZM232 213V212H231ZM234 213V212H233ZM234 213V214H235ZM122 214H123V212H122ZM135 214H133V215H135ZM136 214V215H137ZM181 214V212L180 213H178V215H180ZM185 214V213H184ZM183 214V215H184ZM227 215L226 216H223V215H221V216H223V217H228V221L227 220H224V219H222V221L225 223V221H227L225 224L227 225V228L229 227V226H231V225H229V223L230 224H233V223H235V224H233L232 226H234V225H236V224H241V222L242 221H245L246 219H248V216H250V215H248V216H246L247 218H245V219H242V217H241V214L239 215L240 216V218H241V220H240V218L238 217V219L241 221V222H239V220L237 219V217H236V219L235 220H238V221H236V222H239V223H236V222H233V223H231V222H229V219L231 220V216H229L228 215V213H226ZM0 215H2V213H0ZM132 215V216H133ZM170 215V217H168ZM182 215V216H183ZM199 215V216H200ZM256 215V214H255ZM144 216H143V218H144ZM151 217H153V214L152 215H150ZM193 216V215H192ZM196 216H197V213H196ZM198 216V217H199ZM206 216H209V214L208 215H206ZM206 216H205V218H204V220H205V222H206V220H208V219H206ZM234 216V218H235V215H233ZM123 217H124V215H123ZM122 217V219H124ZM135 217V216H134ZM140 217H142V216H139V218ZM154 217H155V215H154ZM153 218V222H154V224H152L153 225V227H151V229L153 228L154 229V231H155V225L156 224H158V223H156L157 222V219L159 218ZM168 217V218H167ZM178 217H181V215L180 216H178ZM178 217H176L177 218V220H180L181 218H179L178 219ZM185 217V219L187 218L188 219V217H186V215H184L183 216V218ZM198 217H197V219H198ZM204 217V216H203ZM202 217V218H203ZM217 217H219V216H217ZM131 218L132 217H130V220H131ZM138 217H137V219H139ZM146 218V217H145ZM150 217H148L147 219H144L145 220V223H146V220L148 221V220H151V219H149ZM192 218V217H191ZM190 217H189V219H191ZM194 218H195V216H193V218H192V220L191 221H193L194 220ZM209 219H211V217H208ZM220 218V217H219ZM233 218V219H234ZM250 218V217H249ZM63 219V220H64ZM132 219H134V218H132ZM141 219V218H140ZM154 219H156V222L154 221ZM184 219V220H185ZM196 219V220H197ZM200 220H201V217L199 218ZM213 219H215V218H212V220ZM217 219V218H216ZM214 220V221H217V220ZM252 219V218H251ZM128 221V223H131V221ZM135 221H137L136 219H134ZM159 220V219H158ZM159 220V221H160ZM169 220V221H170ZM176 220V221H177ZM182 221H183V219H181ZM196 220H194V221H196ZM203 220V219H202ZM248 220H250V219H248ZM69 221V222H70ZM78 221V222H79ZM134 221V222H135ZM141 221H142V219H141ZM169 221H168V223H169ZM186 221V222H185ZM185 221H183V224H182V222H180V221H177V223L179 222V224H182L183 226H182V228H184V227H188V224L189 225H192L193 224V222H192V224H191V221H188V220H185ZM219 221H221V218H220V220ZM234 221V220H233ZM247 221V220H246ZM68 222V223H69ZM70 222V223H71ZM78 222H76V225H77V223ZM133 222V223H134ZM139 222V221H138ZM138 222H135L136 224L138 223ZM143 222V221H142ZM150 223H151V221H149ZM165 222H163V223H165ZM171 222V221H170ZM189 222V223H188ZM203 222V221H202ZM208 222V221H207ZM206 222V223H207ZM209 222H210V220H209ZM207 223V227H208V224H211V222L210 223ZM218 222V221H217ZM222 222V224H224ZM229 222V223H228ZM66 223V222H65ZM69 223V224H70ZM111 223H115V225L116 224H120V227H118L119 229H121V231H118V232H122L123 233V235H122V233H121V235L118 233V232H116V230H118V229H114L113 230V228H116L115 227V225H114V227L112 228V226H111V231H110V225L109 224H111ZM132 223V225H134L135 226V224H133ZM143 224L142 223V225H145V226H143V227H145V228H142V230L143 231H145V229H146V224ZM149 223V224H150ZM162 224V226H161V224ZM177 223H176V226H179V224L177 225ZM184 223L185 224H187V225H185L184 226ZM195 223V225L196 224H198L199 226H203L204 227V225H202V224H206V223H196V222H194ZM214 224L213 225H216L215 224V222H213ZM220 223L221 222H219V224L217 223V228H219L220 229V227L221 226H223L222 224L220 225ZM228 223V224H227ZM243 223V222H242ZM67 224V223H66ZM139 224H141V223H139ZM171 224V223H170ZM169 224V225H170ZM173 224V223H172ZM201 224V225H200ZM68 225V224H67ZM67 225H66V227H67ZM74 225V224H73ZM72 225V226H73ZM108 225H109V228H107L108 227ZM111 225H113V224H111ZM130 225V224H129ZM131 225V226H132ZM167 226H165L167 229L170 227H168V224H166ZM174 225H175V223H174ZM195 225H192V227L193 226H195ZM213 225L211 226V227H213ZM229 225V226H228ZM242 225H245V222H244V224H242ZM72 226H70V227H72ZM118 226V225H117ZM128 226V225H127ZM139 225H137V227H138ZM141 226V225H140ZM197 226V225H196ZM196 226H195V228H196ZM199 226H197L198 227V230H199ZM216 226L214 227L215 229H217L216 228ZM231 226V228H233ZM237 226V225H236ZM236 226H234V228L236 229ZM246 226V225H245ZM256 226L257 225H255V226H253V227H249V226H247V227H249V229H253L254 228V230L256 229ZM75 227V226H74ZM142 227V226H141ZM164 227V228H165ZM172 227V226H171ZM170 227V228H171ZM179 227H181V226H179ZM190 227V226H189ZM192 227H191V229H192ZM240 227V226H239ZM244 227V226H243ZM130 228V227H129ZM132 228V227H131ZM165 228V229H166ZM178 227H174L173 229H174V233H175V229H177ZM223 228L224 227H222V230H223ZM233 228V229H234ZM238 228V227H237ZM242 228V227H241ZM106 229H109V231L108 232H106ZM152 229V230H153ZM188 229V228H187ZM205 229H208L207 231L206 230H203L204 231V233H208V234H210V232L209 231H211V228L209 229V228H205ZM213 229V228H212ZM214 229V230H215ZM226 229V228H225ZM224 229V230H225ZM232 229V230H233ZM234 229V230H235ZM240 229V228H239ZM238 229V230H239ZM246 229V228H245ZM245 229H242V232L245 230ZM112 230H113V234H115V233H117L115 236H113L114 238H110V236H112V235H108L107 233H109V232H111V234H112ZM134 230H136V226H135V228H134ZM141 230V229H140ZM142 230L140 231V232H142ZM171 230V229H170ZM179 230H182L181 228H179L177 231H179ZM184 230H186V229H184ZM190 230V229H189ZM188 230V231H189ZM218 230V229H217ZM222 230H218L219 231V233L218 232H216V234L218 233V239L216 238V239H214V236H215V234L214 233H211L210 235L211 236H213V234H214V236L213 237H211V236H209V235H203L202 237H205V238H207L208 236V238H212V240L214 239V240H219V237H221L222 239V241H223V237H225L226 235H227V233H230V232H232L231 231V229H229L230 230V232L229 231H227V229H226V231H227V233H225V232H223L224 234H226V235H224V236H221L222 235ZM223 230V231H224ZM247 230V229H246ZM245 230V231H246ZM72 231V230H71ZM176 231V232H177ZM187 231V232H188ZM221 231V232H220ZM240 231V230H239ZM239 231H234V233H236V232H239ZM244 231V232H245ZM249 231H252V230H249ZM128 232H129V230H128ZM135 232V235H133V232H131V235L132 236H137L136 235V231H134ZM172 232H173V230H172ZM180 233H182V231H179ZM178 232V233H179ZM191 232V231H190ZM195 232H196V230H195ZM200 233H201V231H199ZM243 232V233H244ZM247 232V231H246ZM253 233L254 232H256V231H252ZM126 233H127V231H126ZM125 233V234H126ZM143 233V232H142ZM145 233V232H144ZM169 233H171L170 231H169ZM179 233V234H180ZM194 233V232H193ZM192 232H191V234H193ZM198 233V232H197ZM199 233V234H200ZM204 233H202V234H204ZM233 233V232H232ZM232 233H230L231 235V237L233 236V234ZM240 234H242L241 233V231L239 232ZM238 233V234H239ZM249 233H251V232H247L246 234L244 233V235L246 236V235H248L247 237H249V238H251V236L253 237L254 235H256V234H254V235H250L249 236ZM252 233V234H253ZM257 233V232H256ZM110 234V233H109ZM175 234H177V233H175ZM173 235L176 239H177V235ZM183 235H185V233L183 232L182 233ZM181 234V235H182ZM199 234H198V236H199ZM201 234V235H202ZM239 234V235H240ZM127 235V234H126ZM143 235H145V234H143ZM182 235V236H183ZM187 235V234H186ZM188 235H189V233H188ZM188 235H187V238H188ZM197 235V234H196ZM236 235V237H237V234H235ZM238 235V237H240ZM145 236V237H146ZM192 236V235H191ZM191 236H189V237H191ZM198 236H196V238H193V240H192V243H194L193 241H195V239L197 240L196 241V245L195 246H197L198 248H202V246H204V245H199L200 243L201 244H203V242H201L200 240H198L197 238H198ZM228 236V235H227ZM226 236V237H227ZM230 236H228V237H230ZM181 237V236H180ZM180 237H178V240H180L181 238ZM193 237H194V235H193ZM215 237H217V235L215 236ZM227 237V238H228ZM235 237V236H234ZM237 237V238H238ZM242 237V236H241ZM110 238V239H109ZM158 238V237H157ZM183 238V237H182ZM226 238V239H227ZM236 238V239H237ZM249 238H247L248 240H250ZM162 239V240H163ZM175 239V240H176ZM192 239V238H191ZM225 239V240H226ZM233 239V241L235 240L234 238H232ZM244 239V237H242V239L241 240H243ZM246 239V238H245ZM157 240V239H156ZM161 240V241H162ZM178 240H176V241H178ZM184 240H186V238L185 239H182L181 241H182V243L183 242H185ZM188 240V239H187ZM211 240V239H210ZM211 240V241H212ZM224 240V241H225ZM229 240V243L230 242H232V241H230L231 240V238H229L228 239ZM228 240H227V242H228ZM238 240H240V239H238ZM241 240L238 242V244L240 243L241 244ZM247 240V242H246V245H248L247 243L249 242ZM200 241V243L198 244L197 242H199ZM217 241H215V243L217 242ZM222 241H220V242H222ZM224 241L222 242L223 244V246L226 244V241H225V243H224ZM88 242V243H89ZM180 242V241H179ZM188 242V241H187ZM191 241H190V239H189V243H190ZM220 242H217V244H219ZM236 242H237V240H236ZM245 243V240L244 241H242V244H244ZM171 243H172V241H171ZM175 243V242H174ZM174 243H173V245H174ZM181 243V244H182ZM214 243V245L215 246H217V244H215ZM229 243H228V245H229ZM250 243V242H249ZM261 245L263 244V243H261V242H259ZM152 245L153 247H151L150 248V250H149V245ZM162 244V245H161ZM175 244H177V242L175 243ZM179 245H178V247L177 248H179V246L181 245L180 243H178ZM185 244V243H184ZM221 244V243H220ZM232 244H236V243H230V245H232ZM237 244V245H238ZM257 244H258V242H257ZM191 245V244H190ZM194 245V244H193ZM193 245H191L190 247H187V245H184L185 247H183V248H185V251H186V248H188L189 250H191L192 249V251H193V249H194V246ZM199 245V246H198ZM220 246V247H222L223 248V246ZM246 245H244L245 247L243 248V246H241L240 247V245L239 246H237L238 247V249L239 248H242L241 249V251H238V249L236 250V245H232L234 248V250L235 251H233L232 249L230 250L229 249V247L227 248V245L224 247L225 249V251L223 250V251H221V253L222 254H219L218 253V251L216 252V248L217 249H219V252H220V250H222L220 247H216V248H212V249H210L211 251L212 250H215V253H218L217 255L219 256H224V254H225V256L224 257H222L221 259H223V258H229V259H232V260H234L233 261V263L234 262H236V263H239V264H244V259H245V261H247L246 260V257L245 258H242V255H241V253H245L244 255L245 256H249L250 255V253L251 254H254V251L255 250H258L257 252H259L260 250L259 249H261V245H256V246H254L255 248L253 249V251H251L250 253H248L247 254V252L249 251V250H247V249H249L248 247H247V249H246ZM253 245H255V243L254 244H252V246H251V244H250V248H253ZM88 247H89V249L91 248L90 247V245H87ZM183 246V244L181 245V247ZM206 246L207 247H211V246H209V245H207L206 244ZM232 246H230V248L232 247ZM249 246V245H248ZM91 248V249H94V248ZM146 247H148V248H146ZM170 247H172V245L170 246ZM191 247H193V248H191ZM205 247V246H204ZM207 247H206V250H208L207 249ZM214 247V246H213ZM258 247H260V248H258ZM85 248H86V246H85ZM84 248V249H85ZM164 248H168V250L170 249V251L172 250L173 252H175V253H173L172 251H171V253L172 254H174L171 258L170 257H167V255L168 254H170V251H167L166 249L164 250ZM173 248V247H172ZM258 248V249H257ZM94 249V250H95ZM196 249V248H195ZM228 249V250H227ZM246 249V252H244V251H242V250H245ZM197 250V249H196ZM196 250H194V251H196ZM198 250H200V249H198ZM210 250H208V251H210ZM251 250V249H250ZM262 250H264V246H262ZM261 250V251H262ZM86 251V250H85ZM87 251L88 252H94V251H89L88 249H87ZM164 251H165V254H163L164 253ZM182 251L183 252H179V254L180 253H184V250L182 249ZM192 252V254L193 253H195V252ZM201 251V252H200ZM200 251H198V252H200L199 254H201V256H203V257H205V258H207L206 257V255H202V253H209L208 251H205L204 249L203 250H200ZM204 251V252H203ZM210 251V253H212ZM236 251H238V252H236ZM166 252H168V254L166 253ZM197 252V251H196ZM198 252L197 253H195L196 254V257H198L199 256V254H198ZM225 252V253H224ZM241 252V253H240ZM82 253H84V251H81V254ZM186 253H189V252H186ZM214 253V252H213ZM215 253H214V255H212V256H214V257H217V258H219L218 256H216L215 255ZM260 253V252H259ZM259 253H255V254H258L259 255ZM86 254V253H85ZM85 254H83V255H81V257H82V259H84L83 258V256L85 255ZM171 254V255H172ZM185 254V253H184ZM189 254H191V252L189 253ZM250 255V258H258V259H256V262H258L257 260H259V256H256V255ZM262 254H264L263 252H262ZM261 254V255H262ZM78 255H80V253L78 254ZM94 255V256H95ZM150 255V256H151ZM164 255V256H163ZM177 255H178V253H177ZM198 255V256H197ZM210 255V256H211ZM72 256V255H71ZM74 256V255H73ZM76 256V255H75ZM87 256V255H86ZM89 256V255H88ZM87 256V257H88ZM170 256V255H169ZM179 257H180V255H178ZM183 256V255H182ZM188 256V255H187ZM186 256V257H187ZM191 255H189L188 257H190ZM208 256H209V254H208ZM256 256V257H255ZM157 258L156 260H152L153 258ZM192 257V256H191ZM195 256H193V258H194ZM195 257V259L197 260V258ZM200 257V256H199ZM203 257H201L200 259H199V261L198 262H201V264L203 263V264H205V258H203ZM262 257H264L263 255H262ZM67 258H68V256H67ZM72 258V257H71ZM70 258V259H71ZM74 258V257H73ZM72 258V259H73ZM75 258H77V259H75ZM73 260H72V262H71V260L68 258L67 260H70V261H66L65 259V261L66 262H71L70 264H80V262L82 261V259H80L79 261H78V259L80 258H78L77 256L75 257ZM143 258V259H142ZM144 258H145V260H144ZM170 258V260H168V259ZM183 258V257H182ZM182 258L180 259V260H182ZM208 258H210L209 260H211L212 261V259H211V257H208ZM217 258H215V259H217ZM86 259H84L85 261H86ZM174 259H173V261H174ZM178 259V258H177ZM186 259V258H185ZM194 259V260H195ZM201 259H203V261L201 260ZM220 259V258H219ZM241 259H243V261H241ZM247 259H248V257H247ZM75 260V261H74ZM83 260V261H84ZM187 260V259H186ZM185 260V261H186ZM191 260V259H190ZM194 260L192 259L191 261L192 262H194ZM195 260V261H196ZM201 260V261H200ZM208 259H206V262H208L207 261ZM251 260H253V259H251ZM250 260V262H255V260H253V261H251ZM88 261V262H89ZM178 260H176V262H177ZM184 263H185V261L184 260H182ZM190 261V263L192 264V262ZM210 261V262H211ZM218 262H217V264L219 263H222L221 261H225V260H217ZM220 261V262H219ZM240 261H241V263H240ZM262 261H264V260H261V258H260V260H259V262H260V264H262L261 262ZM66 262H64V263H66ZM87 262V261H86ZM172 261H170V263H171ZM176 262H173L174 264L176 263ZM180 262V261H179ZM183 262H180L181 264H184ZM189 262V261H188ZM187 261H186V263H188ZM210 262H208V263H210ZM215 262H216V260H215ZM228 262V261H227ZM226 262V263H227ZM229 262H231V261H229ZM229 262H228V264H229ZM243 262V263H242ZM248 263H249V261H247ZM246 262V263H247ZM258 262V263H259ZM63 263V264H64ZM68 263H66V264H68ZM83 264H84V262H82ZM173 263H171V264H173ZM178 263V262H177ZM179 263V264H180ZM189 263V264H190ZM225 263V262H224ZM235 263V264H236ZM258 263H256V264H258ZM60 264V263H59ZM86 264V263H85ZM149 264H152V262L150 263L149 262ZM193 264H197V263H193ZM200 264V263H199ZM207 264V263H206ZM211 264H214V263H211ZM251 264V263H250ZM264 264V263H263Z\"/></svg>",
    "mask_w": 264,
    "mask_h": 264
}]
</instances>
